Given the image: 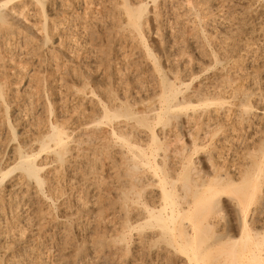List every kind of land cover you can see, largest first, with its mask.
Returning a JSON list of instances; mask_svg holds the SVG:
<instances>
[{
  "label": "rangeland",
  "instance_id": "374dc122",
  "mask_svg": "<svg viewBox=\"0 0 264 264\" xmlns=\"http://www.w3.org/2000/svg\"><path fill=\"white\" fill-rule=\"evenodd\" d=\"M0 1H2V0H0ZM4 1V0H3ZM2 1V2H3ZM6 1V0H5ZM143 1H146V0H143ZM189 2L188 3H186L187 4V6L189 7H191V11L192 10H194V11H192L193 12V14H189V15H187V16H185V17H187V19H188V17H189V19H190V22L191 21H194V24H195V31L196 32H198V33H196V34H194V33H191V34H189V36H190V38L192 37V38H194V37H196L195 39L197 40L196 41V43H197V46H201V48L203 49L204 48V50H206L209 54H214V55H212V56H215L214 57V59H213V57H211L212 59H211V61L208 63H203V65L201 66V69H196V70H193V72L194 71H196L195 73H193V72H191L192 71V69H189L188 71H189V75H188V77H186L185 78V80H186V82H185V80H184V82L187 84L188 83V85H186V84H184V86H185V88H184V86H183V84H181V89H179L180 91L181 90H183L184 92H188L189 90H192V89H194L196 86H197V83H199V81L206 75V76H210V75H212L213 74V72L217 69V70H221V69H224L225 71L227 70V68H229L231 65H232V62H233V60H235V59H237L235 56H237L236 55V53L239 51V49L240 50H242L244 47L245 48H247L248 46L247 45H250V38L248 37V34L246 35V32H244V31H239V30H237V31H235V25H233L232 27H230V29L229 30H220L219 31V29H213L212 31H214L213 32V34H211V32L212 31H208L207 30V27H208V22L210 23V22H212V24H214V25H212V26H218L222 21L221 20H223L222 18H223V15H225V14H227L228 16L230 15V14H232V12L233 13H235V12H237V11H240V9H243V10H241L240 12L245 16V18L248 20V21H260V20H262L263 22H264V0H234V1H236V2H234V1H232V0H227V2L225 1H223V0H215L214 2H213V5H211V7H212V13H210L213 17H210L211 19L210 20H207L206 18H204L203 20H202V17H201V14L202 13H200V11H198V7L197 6H195V5H197V0H188ZM190 1H192V3L190 2ZM196 1V2H195ZM218 1H220L219 3H217ZM246 1V2H245ZM63 2L65 3V10L64 11H62L60 14H59V16L57 17L56 16V18H55V16H53L48 10H47V8L46 7H44V9H43V17H44V19H45V22L46 23H50L51 22V20H53V19H60L61 18V20H62V22L64 21V24L63 25H66V24H68V26L65 28V30L64 31H62L61 33H56V34H54L53 36H48V38L46 39V40H44V36H43V34H42V32L40 31V26H41V24H42V18L40 19L39 17H38V15H36V11H35V9L33 8V6L28 2V0H11L10 2H8L7 3V5H6V8H10L11 6H13L14 5V8L10 11V13H12V14H10V15H8L7 16V20H9L8 21V23H9V27H10V32H6V33H3V32H0V88H1V90H2V92H3V97H4V102H6V103H2V104H0V118L2 119V117L4 116V114H7V116H6V119L8 118V122H9V124H11V132H12V134L14 133V135L16 136V139L14 140V142H16L17 140L19 141V138H20V136H21V133L23 134H28L29 135V137L31 138V139H34L33 141H35V146L32 148L33 149V151H35L36 150V148L39 146L38 144L40 143V139H43L44 138V136L47 134V133H49L50 132V129L49 128H47L46 126H48V122H49V124H51V125H53L54 124V122H56L54 125L56 126V127H58L59 129H61L62 128V130L65 132L66 131V129H69V131H72V133L70 134L68 131V133L70 134V139H71V143L73 144L74 143V147L76 148V149H84V150H86L87 151V153H85V155H86V158H85V155H84V157H82V163H78L79 165H78V168L75 170V172L78 170V174H79V177H80V181H78V182H76L77 181V179L78 178H70L71 176H69L70 174H69V172H67L64 168H62L61 167V165H59V164H61V162H63V160L61 161H53L54 162V164H53V162H52V160H51V158H50V160H49V158L48 159H46L45 158V156H47L46 154H42V156H44V157H38V163L39 162H43V160H44V162L43 163H47L46 164V166H45V168H44V170H46V171H42V172H44L42 175H43V179L45 178V180H44V183L46 184V182H47V184H48V186H47V184L46 185H44V193L48 196V199H50V200H47L45 203L44 202H39L38 204H37V207H38V209L40 210V211H42L43 213L45 212V214H47V212H49V213H51V216L52 217H50V215H49V219L47 218V217H45V218H39L38 219V221H36V223H35V229H34V226L30 229L28 226H25L24 225V223H22V222H20V224H16V226L14 227V229L16 230L17 228L18 229H20V230H22V231H24V233H25V235L27 236V234L29 235V233H33V241H34V243H36L37 244V242H39V241H41V240H43L44 239V235L48 232L49 234L50 233H52V229L54 230V228L55 227H53V228H51V225H53V224H51L50 225V222H48V221H50V219H52V220H54V221H65L64 222V224L65 225H69V229H71L70 230V232L72 233V235H73V238H74V240H75V242L76 243H79V244H81V243H83V242H87L86 241V238L83 236V234H81L80 235V232H75L74 230H73V228L72 227H70V226H72V223H73V221L71 220V219H74L75 218V216H73V215H76V214H74L73 213V210H75V208L77 207V205L78 204H80L79 202H83L82 204H85L86 205V203L88 204L89 202H91V200H92V198H93V196H92V194H93V192L94 191H96L97 190V192H99V193H101L100 194V196L101 197H103V199H107V200H109V199H112V206L114 207V205H115V207H114V209H115V215L113 214V217H112V212H111V210H109V209H107L106 211H105V213L103 214V217H104V221H106V222H109L110 223V221H112V223L114 224V226H113V228H117V229H115L114 231H110V230H108L109 231V234L111 233V235L112 236H114L115 235V240H116V242L117 243H120V241L121 242H124V243H127V244H129V245H127L128 246V248H131L132 247V245L131 244H133L132 242H133V235H135L136 233H137V231H144L143 233H145L146 231H148V230H150L151 229V227L152 226H154L153 224H155V220L154 219H156L155 218V214H153V215H151V216H149L148 215V212H143V211H146V209H151L152 210V208H153V212H155V213H160V204H161V202L160 201H158V200H155V201H153V199H152V201H151V199H150V197H149V195H147L148 193L147 192H150L151 190H154L155 189V187H157L158 188V185H157V177H159V176H162L163 178H165V184L166 185H168L167 187L168 188H172L173 189V191H174V196H175V201H176V203H177V205H179V207L182 205V201H183V198H182V200H180L181 199V197H182V193H183V191H182V189L185 191V187H184V185L185 184H188L187 183V180H188V182H190L191 183V175H192V178L193 177H195L197 174H195L194 172L196 171H199L200 169H201V172H200V175L202 174V175H204V179H202V181L205 183L204 184V186H203V190H201L200 192H199V201L197 202V205L196 206H199V205H201L200 206V208L199 209H197V207H196V210L197 211H199L200 212V216H198L199 214V212L197 213V211L196 210H194V212H196L197 214V219H196V217H195V220H201L202 218H203V220L205 221V220H207V221H210V219H211V221H210V224H211V226H210V229L208 228V232L206 231V233L207 234H205V237H204V235H203V237L201 238V240L199 241V244H204V243H206L208 240H211L215 235L214 234H223V233H225V234H227V235H233L234 236V234H235V236H239V237H241V238H245V237H248V238H252V239H257L256 237H258L259 238V236L261 237V236H263L264 235V217H262V216H259V213H260V215H261V210L263 209V207H264V178H263V176H264V167H263V165H264V157H262L261 155V151L259 150L260 149V146H262L263 145V142H264V132H258V131H256V129L257 128H255V125H256V123L254 122L252 125H251V123L252 122H250L249 123V125L247 124V126H246V124L245 123H241V124H239V122H238V124H237V121L235 122V121H231V120H228V122H224L223 123V121H221V122H216V123H219V124H216L215 122L214 123H211V124H213V126H211V124L209 123V126H208V124L206 125V127H205V125L204 126H200V127H197V129L196 128H192L191 127V129L190 130H193V131H198L197 133L195 132V134H194V132H193V134H194V136L196 137L195 139L196 140H194V143L191 145V144H189L188 142H189V140H188V137H187V133L189 132V131H187L188 130V128H187V130L185 131V132H187L186 134H182V137L177 141L178 143H179V145H178V143H175L176 141H171V140H169L168 138H159V148H158V151H157V155H156V159H155V165H156V168H157V166H158V169H157V171H156V175L153 173V170H152V166H150V165H142L141 163H139L136 159H137V157H136V155L135 154H132V156L130 157V153H134L133 151L131 152V150H129V149H126L125 147H123V142H122V138L123 139H125L127 142H129L130 144H131V142H133L132 143V145H138V146H140L141 145V147H143V145H144V140H138V137L135 135V131L136 132H138V131H141V129H143V128H141V126L143 127L144 125L142 124V125H140L136 120V118L134 119V118H127V117H124L123 116V113H122V110L123 109H125V108H128V109H131L132 108V112L133 113H136V114H138V116H140L139 118H144L145 119V121H148V124L149 125H151V126H154L155 127V130H157L158 131V129L157 128H159V127H161L164 131H167V129L170 131V130H173V129H175V127H176V120L174 119V118H170V119H167V120H164V121H161L160 123H157L158 125H154L153 123H154V120L152 119V117L148 114H146V113H148L147 112V110H145L144 109V107H145V104H147V103H149L150 104V102H151V96H152V93H150L151 91L149 90V89H147V87L149 88L150 86H149V84H153V82L152 81H154V80H156V73H155V71L153 72V70H152V64H154V62H153V60H151L150 58V60L148 59V57H146V56H144L145 54L142 52L143 51V48H142V46L141 45H138V43H136L137 41L135 40V39H133L132 37V34L130 33V31L124 26V22L122 21V19L120 18V16H118V14H116L115 15V22H121V23H123L122 24V27H118L117 26V28H116V26L114 27V28H108V26H106L107 28H105L104 29V27L103 28H93L92 30H90L91 31V33L90 34H88V32L85 30V28H84V23H81L80 22V20H82V18L81 17H97V18H102L103 20H111L110 18V16H108V13L110 14L112 11H111V9H110V7H108L105 3H104V1L102 0H63ZM84 2V3H83ZM96 2H99L100 3V5L102 6H100L99 5V3H96ZM223 2H224V4H223ZM229 2V3H228ZM234 2V3H233ZM243 4H242V3ZM248 2H249V4H248ZM252 2V3H251ZM189 3H191V4H189ZM226 3H228L227 5H226ZM238 3H240V4H238ZM17 4V5H16ZM19 4V5H18ZM23 4V5H22ZM28 4V5H27ZM218 4H220V5H217ZM222 4V5H221ZM100 7H99V6ZM232 5V6H231ZM234 5V6H233ZM245 5V6H244ZM251 5V6H250ZM20 6L22 7V8H20ZM217 6V7H216ZM219 6H221V7H219ZM223 6V7H222ZM24 7V8H23ZM218 7H219V10H221V11H219L218 10ZM237 8L236 9V11H235V8ZM214 8V9H213ZM251 8V9H250ZM19 9V11L20 12H18L17 10ZM21 9V10H20ZM30 11H29V10ZM87 9V10H86ZM104 9V10H103ZM68 12H67V11ZM70 10V11H69ZM86 10V11H85ZM164 10V11H163ZM230 10V11H229ZM233 10V11H232ZM263 10V11H262ZM14 11V12H13ZM26 11V12H25ZM32 11V12H31ZM85 12V14H87V15H85L84 14V12ZM94 11H95V13H94ZM163 11V13H161L160 15H161V19H160V22H161V29H162V32L164 31L163 29H164V27L163 26H165L163 23L165 22H168V18H169V16H170V14L168 13V12H166L167 11V9H164V7L161 9V12ZM216 11V12H215ZM217 11H219V13H221V14H219ZM31 12V14H29ZM70 12H71V14H70ZM102 12H103V14H102ZM215 14H214V13ZM223 12V13H222ZM244 12V13H243ZM14 13V14H13ZM24 13V14H23ZM28 13V14H27ZM34 13H35V15H34ZM166 13H168V14H166ZM216 13H218V14H216ZM254 13V14H253ZM22 14V15H21ZM25 14H26V16L27 17H25ZM98 14V16H95V15H97ZM100 14H101V17H100ZM106 14V15H105ZM166 14V15H165ZM16 15V16H15ZM21 15V16H20ZM28 15H30L29 16V18H28ZM65 15V16H64ZM74 15V16H73ZM164 15V16H163ZM218 15V16H217ZM222 15V17H220ZM17 17L18 16V18H14V17ZM36 16L39 18H36ZM104 16H105V19H104ZM196 16V17H195ZM200 16V17H199ZM259 16V18H257ZM20 17V18H19ZM34 17V18H33ZM198 17H199V19H198ZM24 18V19H23ZM26 18V19H25ZM32 18H33V20H32ZM76 18H79V20H77ZM107 18V19H106ZM18 19V20H17ZM21 19H22V21H21ZM29 19V20H28ZM35 19H36V21H35ZM71 19H72V21H71ZM101 19V20H102ZM119 19V20H118ZM188 19V20H189ZM196 19V20H195ZM201 19V20H200ZM215 19V20H214ZM217 19V20H216ZM219 19H220V21H219ZM251 19V20H250ZM258 19V20H257ZM68 20H70V21H68ZM24 21V22H23ZM198 21V22H197ZM15 22H17V23H15ZM74 22H75V24H74ZM197 22V23H196ZM26 24V26H25V24ZM38 23H40V24H38ZM71 23V24H70ZM79 23H81V24H79ZM118 23V24H119ZM121 23H120V25H121ZM208 24L207 26H206V28H205V24ZM216 23V24H215ZM23 26L22 28H21V25ZM70 24V25H69ZM72 24H74V26L72 25ZM145 24V23H144ZM152 23L150 22V21H146V25H144L145 27H144V33H143V40H145V44H146V46L147 47H149V49H151L152 51H151V53H152V55H153V59L158 63L157 65L159 66V68L161 69V70H163V71H165V72H168V71H172L173 73H174V71H175V74H177V75H179L180 73H181V71H182V68L184 67V65L185 66H188L187 64H185L186 62H188V60H192V57H194L195 56V54H196V50H194V47H191V49H193V51H188V50H190V47H188V42L187 43H183V44H181V49H182V51H181V49L178 47H176V46H172V45H169L168 47H172V49H170L169 50V48L167 47L166 48V50H168L167 52H166V50H162L158 45H156V42H155V40H154V37H153V32H151L153 29H152V25H151ZM211 24V23H210ZM231 24H233V23H231ZM17 25V26H16ZM27 25H29V26H27ZM79 25V26H78ZM31 26V27H30ZM82 26V27H81ZM202 26V27H201ZM30 27V28H29ZM33 27V28H32ZM35 27V28H34ZM68 27H69V29H68ZM72 27V28H71ZM77 29H76V28ZM150 27V28H149ZM39 28V29H38ZM74 28V29H73ZM82 28V29H81ZM146 28V29H145ZM234 28V29H233ZM78 29H81L80 31H81V33L79 32V30ZM124 29V30H123ZM233 29V30H232ZM238 29V28H237ZM25 30H27V31H25ZM32 30H33V32H32ZM71 30V31H70ZM86 32H85V31ZM98 30V31H97ZM110 30V31H109ZM112 30V31H111ZM116 30V31H115ZM118 30V31H117ZM147 30V31H146ZM149 30V31H148ZM201 32H200V31ZM206 30H207V34H206ZM216 30H217V32H216ZM31 31V32H30ZM74 31H76V32H74ZM99 31H101V33L99 32ZM120 31L122 32V33H120ZM127 31H129V32H127ZM225 31V32H224ZM230 31V32H229ZM38 32V33H37ZM126 32V33H125ZM147 32V33H146ZM149 32H150V34H149ZM216 32V33H215ZM232 32H233V34H232ZM237 32V33H236ZM36 33V34H35ZM63 33V34H62ZM70 34V35H68V34ZM80 33V34H79ZM120 33V34H119ZM124 33V34H123ZM128 33V34H127ZM209 33V34H208ZM226 33V34H225ZM229 33V34H228ZM242 33V34H241ZM38 34V35H37ZM40 34H41V36H40ZM73 34H74V36H73ZM83 34H85V35H83ZM102 34V35H101ZM117 34V35H116ZM201 34V35H200ZM210 34H211V36H210ZM227 34H228V36H227ZM235 34V35H234ZM241 34V35H240ZM6 35V36H5ZM36 35H37V37H36ZM72 35V36H71ZM93 35V36H92ZM128 35V36H127ZM151 35V36H150ZM198 35H200V36H198ZM203 35H204V38H203ZM219 36L220 35V38L221 39H223L224 38V35H225V37L227 38L226 39V41H229V42H233L235 39L238 41V38H239V41L237 42L236 40H235V42H233V46H232V50H233V52L232 51H230V54L228 53V55L226 56V61L225 60H223V62H221V60L219 59V56H218V48L216 47V39H220L219 37L218 38H215L216 36ZM233 35V36H232ZM11 38H10V37ZM84 36H86V37H84ZM89 36H90V38H89ZM130 36V37H129ZM149 38H148V37ZM194 36V37H193ZM239 36V37H238ZM245 38H244V37ZM62 37V38H61ZM73 37V38H72ZM83 37V38H82ZM125 37H127V38H125ZM198 37V38H197ZM211 39H213V40H211V41H213V42H211V41H209L210 40V38ZM214 37V38H213ZM230 37H232L233 39H231ZM247 37V38H246ZM75 38V39H74ZM82 38V39H81ZM93 38V39H92ZM96 38V39H95ZM148 38V39H147ZM152 38V39H151ZM230 40H229V39ZM6 39H8V40H6ZM17 39V40H16ZM70 39V40H69ZM72 39V40H71ZM84 39V40H83ZM87 39V40H86ZM95 39V40H94ZM124 39H125V41H124ZM130 39V40H129ZM205 39V40H204ZM215 39V40H214ZM11 40V41H10ZM28 40V41H27ZM39 40V41H38ZM49 42H48V41ZM62 40H63V43H62ZM65 40V41H64ZM82 40V41H81ZM86 40V41H85ZM93 40V41H92ZM135 40V41H134ZM13 41V42H12ZM32 41V42H31ZM39 43H38V42ZM41 41V42H40ZM56 41V42H55ZM73 41V43L74 44H76V46L74 45V44H72L71 42ZM87 41H88V43H87ZM108 41H111V47H110V51H109V54H108V58H106V59H102V57H100L101 55H102V52H103V50H106V46H107V42ZM130 41V42H129ZM154 43H152V42ZM208 41V42H207ZM22 42V43H21ZM25 42V43H24ZM58 42V43H57ZM61 42V43H60ZM71 43V44H68V43ZM76 42V43H75ZM152 44H151V43ZM199 42V43H198ZM215 42V43H214ZM237 42V43H236ZM247 42V43H246ZM262 42H264V39L260 42L262 45L264 44V43H262ZM17 43H19V44H17ZM37 43V44H36ZM53 43V44H52ZM92 45H91V44ZM133 43V44H132ZM149 43V44H148ZM241 45H240V44ZM249 43V44H248ZM30 44V45H29ZM48 44V45H47ZM60 46H59V45ZM62 44V45H61ZM66 44V45H65ZM67 44H68V47H67ZM85 44V45H84ZM151 44V45H150ZM237 44H239V45H237ZM7 45V46H6ZM12 45V46H11ZM16 45H18V47L16 46ZM25 45H26V48L24 49V47H25ZM33 45V46H32ZM35 45V46H34ZM47 45V46H46ZM50 45V46H49ZM56 45V46H55ZM71 45V46H70ZM74 45V46H73ZM91 45V46H90ZM94 45H95V47H94ZM184 45H185V47H184ZM261 45V47L262 48H264V45L262 46ZM54 46V47H53ZM59 46V47H58ZM84 46H86V49H85V47ZM104 46V47H103ZM116 46V47H115ZM134 46V47H133ZM237 46H239V47H237ZM244 46V47H243ZM6 47H7V49H6ZM12 47V48H11ZM21 47V48H20ZM23 47V48H22ZM50 47V48H49ZM56 47H57V49H56ZM66 47V48H65ZM80 47H82V48H80ZM90 47V48H89ZM94 47V48H93ZM97 47V48H96ZM99 47V48H98ZM207 47H208V49H207ZM233 47H234V49H233ZM240 47H242V48H240ZM5 48V49H4ZM17 48H18V52H22V51H24V52H22V54H17L18 52H16V50H17ZM33 48H35V49H33ZM38 48V49H37ZM65 48V49H64ZM97 50H96V49ZM120 50H119V49ZM128 48H129V50H128ZM141 48V49H140ZM156 50H155V49ZM184 48V49H183ZM217 48V49H216ZM14 51H13V50ZM24 49V50H23ZM80 49V50H79ZM92 49V50H91ZM99 49H100V51H99ZM174 49L176 50V51H174ZM187 49V50H186ZM215 49V50H214ZM238 49V50H237ZM2 50V51H1ZM4 50V51H3ZM8 50H10V51H8ZM21 50V51H20ZM28 50V51H27ZM84 50H87V51H84ZM132 50V51H131ZM137 50V51H136ZM210 52H209V51ZM212 50V51H211ZM217 50V51H216ZM26 51V52H25ZM31 51V53H30V55H29V52ZM34 51V52H33ZM98 51V52H97ZM118 51V52H117ZM128 51V52H127ZM165 51V52H164ZM179 51V52H178ZM5 52V53H4ZM7 52H10V53H7ZM16 55H14L13 53ZM55 52V53H54ZM64 53V55H63V53ZM93 52V53H92ZM110 52H112V53H110ZM120 52V53H119ZM127 52V53H126ZM141 53V55H140V53ZM153 52H155V53H153ZM173 53V54H171V53ZM181 52V53H180ZM184 52H185V56H184ZM187 52V53H186ZM233 53V55H231L232 53ZM27 53V54H26ZM76 53V54H75ZM118 54V57L120 56V59H118V57H116L117 55H115V54ZM137 53V54H136ZM159 55H158V54ZM170 53V54H169ZM180 53V54H179ZM192 53V55H190ZM3 54H4V56H6V57H4L3 56ZM8 54V55H7ZM26 54V56H24ZM32 54V55H31ZM47 54V55H46ZM126 54V55H125ZM144 54V55H143ZM175 54V55H174ZM190 56H189V55ZM10 55V56H9ZM12 55V56H11ZM42 55H44V56H42ZM74 55V57H72ZM86 55V56H85ZM100 55V56H99ZM112 55V56H111ZM124 55V56H123ZM132 55H137V57L136 56H132ZM157 57H159V58H157ZM162 55V56H161ZM171 55V56H170ZM176 57L175 58V60L177 59V61H174V57ZM178 55H181V56H178ZM189 57H188V56ZM14 56H15V58H14ZM59 56H60V58H59ZM68 56V57H67ZM93 56V57H92ZM122 56H123V60H122ZM234 56V57H233ZM20 57V58H19ZM27 57H29L27 60H26V58ZM38 57V58H37ZM91 57V58H90ZM95 57V58H94ZM114 57V58H113ZM133 57V58H132ZM135 57V58H134ZM139 57V58H138ZM146 57V58H145ZM168 59H170V61L172 62V60L174 61V62H172V64L170 63V61H168V60H166L167 58ZM187 57V58H186ZM232 57H233V59H232ZM3 58V59H2ZM5 58H7L6 60H5ZM23 58H25V59H23ZM32 58L33 59H37V62H35V60L33 61L32 60ZM41 59V61H39L40 59ZM44 58V59H43ZM51 58V59H50ZM65 58V59H64ZM111 58H113V60L111 59ZM116 58H117V60H116ZM145 58V59H144ZM231 58V60H229ZM13 59V60H12ZM66 59H68V60H66ZM98 59V60H97ZM159 59V60H158ZM162 59H164L163 60V62H162ZM181 59V61H179ZM183 59H184V61H183ZM241 59H243V60H246V58L245 57H241ZM16 60V61H15ZM32 60V61H31ZM43 60V61H42ZM48 60V61H47ZM56 60V61H55ZM58 60V61H57ZM63 60V61H62ZM99 61L98 63H97V61ZM103 60V61H102ZM136 62H135V61ZM166 60V61H165ZM186 60V61H185ZM214 60H216L217 62L218 61H220V62H218V63H220V64H215L214 65V63H217L216 61H214ZM229 60V61H228ZM38 61L40 62V63H38ZM47 61V62H46ZM54 61V62H53ZM68 61V62H67ZM109 61V62H108ZM114 63H113V62ZM152 61V62H151ZM168 61V62H167ZM183 61V62H182ZM232 61V62H231ZM7 64H6V63ZM13 64H12V63ZM53 62V64H51ZM64 63V65H62V63ZM104 62H106V63H104ZM142 62V63H141ZM149 62V63H148ZM151 62V63H150ZM165 62V63H164ZM177 62V63H176ZM214 62V63H213ZM5 63V64H4ZM95 63H97V64H95ZM108 63H112L110 66H109V64ZM120 63V64H119ZM131 63H134L133 65L131 64ZM148 63V64H147ZM163 63L165 64L164 66H163ZM180 63H182L181 64V69L179 68V66H180ZM212 63V64H211ZM227 63V64H226ZM17 64V65H16ZM103 64V65H102ZM116 64V67L114 66ZM138 64H139V66H138ZM148 66H147V65ZM174 64V65H173ZM205 64V65H204ZM222 64V65H221ZM230 64V65H229ZM13 65V66H12ZM43 65V66H42ZM48 65V66H47ZM53 65H55V67H57V68H55ZM60 65H62V66H60ZM128 65V66H127ZM138 66L139 67V69H138V67H136V66ZM149 65H151V66H149ZM162 65V66H161ZM177 67H176V66ZM183 65V66H182ZM212 66V69L209 67V66ZM213 65H214V68H213ZM3 66V67H2ZM8 66H9V68H8ZM38 66H40V68L38 67ZM47 66V67H46ZM68 66H69V68H68ZM128 68H127V67ZM133 68H132V67ZM172 66H174L175 68V70H173V67ZM206 68H205V67ZM208 66V67H207ZM7 67V68H6ZM46 67V68H45ZM62 67V69L63 70H66L67 68V70H66V72H64L62 69H60ZM64 67V68H63ZM67 67V68H66ZM73 67V68H72ZM98 67V68H97ZM112 68V69H110V68ZM130 67V68H129ZM136 69H135V68ZM225 67V68H224ZM18 68V69H17ZM44 68V69H43ZM52 68V69H51ZM66 68V69H65ZM123 68V69H122ZM146 68H147V70H146ZM170 68V69H169ZM204 70H203V69ZM264 67H255V68H253V69H251V68H248L247 67V69H249V70H246V73H247V76H249L250 74H263L264 73V69H263ZM2 69V70H1ZM6 69V70H5ZM21 69V70H20ZM41 69V70H40ZM78 69V70H77ZM130 71H129V70ZM133 69V70H132ZM144 69H145V71H146V73H144L145 71H144ZM169 69V70H168ZM214 69V70H213ZM5 70V71H4ZM17 70H18V72H19V74H18V72H17ZM20 70V71H19ZM50 70V71H49ZM106 70V71H105ZM118 70H119V73H118V75L116 74L117 72H118ZM121 70L123 71V72H121ZM128 70V71H127ZM177 70V71H176ZM181 70V71H180ZM201 70H203L202 71V74H201ZM206 70V71H205ZM208 70V71H207ZM252 70H253V72H252ZM4 71V72H3ZM7 71V72H6ZM24 71V72H23ZM52 71V72H51ZM74 71V72H73ZM97 71V72H96ZM103 71V72H102ZM117 71V72H116ZM124 71H125V73H127V74H125L124 73ZM132 71H134V72H132ZM138 71V72H137ZM180 71V72H179ZM249 71V72H248ZM251 71V72H250ZM2 72V73H1ZM21 72H23V73H21ZM50 72V73H49ZM57 72V73H56ZM59 72V73H58ZM68 72V73H67ZM91 72V73H90ZM96 72V73H95ZM115 72V73H114ZM129 72V73H128ZM137 72V73H136ZM140 72V73H139ZM171 72V73H172ZM210 72V73H209ZM262 72V73H261ZM4 73H5V75H4ZM12 74V75H10V74ZM15 73H17V74H15ZM21 73V74H20ZM34 73L36 74V75H34ZM76 73V74H75ZM122 73V74H121ZM134 73V74H133ZM149 73V74H148ZM153 73H155V74H153ZM209 75H208V74ZM3 74V75H2ZM32 74V75H31ZM43 74V75H42ZM54 74V75H53ZM57 74H58V76H57ZM71 74H73V75H71ZM75 74V75H74ZM88 74V75H87ZM112 74V75H111ZM138 74V75H137ZM191 74V75H190ZM29 75V76H28ZM34 75V76H33ZM47 75V76H46ZM56 75V76H55ZM64 75V76H63ZM67 75V76H66ZM68 75H70L69 77V80H68ZM78 75H79V77H78ZM87 75V76H86ZM99 75V76H98ZM114 75H116V76H114ZM132 78V79H134V80H132L129 76ZM140 75V76H139ZM143 75H145V76H143ZM154 75V76H153ZM196 75H198V77H196ZM19 76V77H18ZM25 76V77H24ZM74 76V77H73ZM106 76V77H105ZM114 76V77H113ZM118 76V77H117ZM120 76V77H119ZM192 76V77H191ZM195 76V77H194ZM8 77V78H7ZM21 77H23V78H21ZM27 77H29V78H27ZM62 77V78H61ZM63 77H64V79H63ZM65 77H67L66 79H65ZM73 77V78H72ZM153 77H155V78H153ZM170 78H171V74H170V76H169ZM201 79H200V78ZM255 77V76H254ZM6 78V79H5ZM13 78V79H12ZM20 78V79H19ZM25 78H27V79H25ZM37 78V79H36ZM61 80H59V79ZM103 78V79H102ZM119 78L121 79V80H119ZM123 78V79H122ZM145 78V79H144ZM149 78V79H148ZM239 78V77H238ZM237 77H234V78H232L233 80H234V82H233V84H235V86L236 87H238V85H242V87H243V89H249L248 91H250V89H251V87L252 86H254L252 83V86H251V84H249V83H247L246 82V80L245 79H243V78H241L240 77V79H238ZM257 78V77H256ZM43 79V80H42ZM62 79H63V81H62ZM80 79V80H79ZM106 79V82L104 81ZM188 79V80H187ZM191 79H192V82H191ZM11 80V81H10ZM51 82H50V81ZM57 80H58V82H57ZM77 80V81H76ZM110 80V83L108 82ZM124 80V81H123ZM147 80V81H146ZM149 80V81H148ZM190 80V81H189ZM199 80V81H198ZM205 80V79H204ZM207 80V79H206ZM233 80H231L230 81V83L233 81ZM14 81V82H13ZM21 81V82H20ZM30 81V82H29ZM32 81V82H31ZM35 81V82H34ZM65 81V82H64ZM123 81V82H122ZM132 81H134V82H132ZM136 81H137V83H136ZM188 81V82H187ZM196 81V82H195ZM237 81H238V83L239 82H241V83H239V84H237ZM244 81V82H243ZM261 81V79L259 78V81H258V83H256V85L257 86H259V87H261V88H259L258 87V92L260 91L261 92V95L263 96V98H264V87H263V83L262 82H260ZM3 82V83H2ZM6 82V83H5ZM10 82V83H9ZM17 82V83H16ZM28 82H29V84H28ZM62 84H61V83ZM107 82H108V84H107ZM113 82H115V84H113ZM122 82V83H121ZM144 82V83H143ZM190 82V83H189ZM194 82V83H193ZM2 83V84H1ZM7 83L9 84V85H7ZM19 83V84H18ZM57 83H59V85L57 84ZM101 83H102V85H101ZM104 83V84H103ZM127 83V84H126ZM129 83V84H128ZM134 83V84H133ZM149 83V84H148ZM196 83V84H195ZM262 83V84H261ZM6 86H5V85ZM12 84V85H11ZM30 84H31V86H30ZM48 84H49V86H48ZM50 84H57V86L55 85V86H53V85H50ZM65 84V85H64ZM80 84V85H79ZM83 84V85H82ZM106 84V85H105ZM114 86H113V85ZM118 84H119V87H118ZM124 84V85H123ZM131 84V85H130ZM136 84V85H135ZM138 84V85H137ZM151 84V85H152ZM232 84V83H231ZM230 84V85H231ZM231 85V87H233L234 85ZM26 85V86H25ZM29 87H28V86ZM64 85V87H62V86ZM79 85V86H78ZM117 85V86H116ZM124 87H123V86ZM128 85H129V87H128ZM193 85V86H192ZM196 85V86H195ZM46 86V87H45ZM104 86H106V87H104ZM138 86V87H137ZM190 86H191V88H190ZM234 86V87H235ZM5 87H6V89H8V90H6L5 89ZM11 87V88H10ZM14 87V88H13ZM31 87V88H30ZM32 87H34V88H32ZM43 87H44V89H43ZM114 87V88H113ZM121 87H123L122 89H121ZM128 87V88H127ZM133 87H134V89L136 90V93L134 92H132V94H131V91L133 90V91H135L134 89H133ZM137 87V88H136ZM146 87V88H145ZM194 87V88H193ZM250 87V88H249ZM263 87V88H262ZM25 88V89H24ZM29 88V89H28ZM41 88V89H40ZM59 88V89H58ZM72 88H73V90H72ZM76 88V89H75ZM89 88V89H88ZM6 91H5V90ZM14 89V90H13ZM31 89V90H30ZM34 89V90H33ZM52 89V90H51ZM64 89V90H63ZM68 89V90H67ZM87 89V90H86ZM116 89V90H115ZM144 89V90H143ZM261 89H262V91H261ZM24 90H25V93H23L24 92ZM33 90V91H32ZM60 90H62V91H60ZM86 90V91H85ZM89 90V91H88ZM113 90V91H112ZM118 90H120V91H118ZM186 90V91H185ZM10 91V92H9ZM26 91H27V93H26ZM60 93H59V92ZM67 91H69V92H67ZM74 91H76V92H74ZM102 91V92H101ZM112 91V92H111ZM145 91V92H144ZM148 91V93H146ZM70 92H71V94H70ZM73 92V93H72ZM143 92H144V94H143ZM238 91H236L235 93L233 92V94L231 95V96H229V100H227V98H228V96H227V94H225V96H224V94H221V95H223V96H220V95H214V97H213V99H214V101H213V99H212V96L213 95H210V96H207V100L209 101H211V102H213V104H215L214 105V108H216L218 111H220V110H224V108L225 109H228L229 107H231V108H233V106H234V103L233 102H238L237 100H238V98H239V93H237ZM259 92V93H260ZM10 93V94H9ZM23 93V94H22ZM37 94V95H35V94ZM86 93V94H85ZM87 93H89L88 95H87ZM94 95H93V94ZM121 93H122V96H120L121 95ZM123 93H125V94H123ZM142 93V94H141ZM33 94H34V97H32L33 96ZM38 94H40V95H38ZM42 94V95H41ZM57 94V95H56ZM69 94V95H68ZM84 94V95H83ZM118 94H120V95H118ZM141 94V95H140ZM148 94H151V95H148ZM235 94V95H234ZM30 95H31V97H30ZM60 95H61V97H60ZM64 95V96H63ZM70 95L72 96V97H70ZM79 95V96H78ZM93 95V96H92ZM99 95V96H98ZM105 95H106V98H107V100H108V102H107V100L105 99ZM111 96V97H109V96ZM115 95V96H114ZM132 95V96H131ZM146 95L147 96H150V97H146ZM235 96V98H234V96ZM9 96V97H8ZM13 96V97H12ZM41 96V97H40ZM57 96V97H56ZM102 98H101V97ZM129 96V97H128ZM142 96V97H141ZM220 96V97H219ZM11 97V98H10ZM30 97V98H29ZM51 97V98H50ZM60 99H59V98ZM87 97H90V98H87ZM97 97V99L99 100V102L101 101L104 105L106 104V106H109V107H111L112 106V102H113V105H115V119H110V118H108V119H105V117H103L102 118V114L101 113H98V111L97 110H91L92 108H93V105H94V103H95V101L97 100V99H95V98ZM126 97V98H125ZM153 97V96H152ZM210 97V98H209ZM221 97H222V99H221ZM225 97H226V99H225ZM94 98V99H93ZM124 98V99H123ZM134 98V99H133ZM135 98H137L138 100L136 101V99ZM209 98V99H208ZM224 98V99H223ZM232 98V99H231ZM27 99H28V101H27ZM39 99V100H38ZM53 99V100H52ZM79 99V100H78ZM91 99V100H90ZM102 99V100H101ZM121 99V100H120ZM131 99H132V102H130L131 101ZM140 99V100H139ZM9 102H8V101ZM33 100V101H32ZM59 100V101H58ZM63 100V101H62ZM71 100H72V103L69 105V102H71ZM84 102H83V101ZM88 100V101H87ZM95 100V101H94ZM105 100V101H104ZM110 100H112V101H110ZM123 100H125L126 102H124ZM130 100V101H129ZM134 100V101H133ZM145 100H147L146 102H145ZM203 100H205V101H207L206 99H203ZM220 100V101H219ZM227 100V101H226ZM247 100V101H246ZM246 100H245V104L247 103V110L248 109H250V108H252V109H254L255 108V106L256 105H258L253 99L251 100V98L250 97H248V98H246ZM40 101L42 102L41 104H40ZM46 101V102H45ZM56 101V102H55ZM58 101V102H57ZM75 101H76V103H75ZM81 101V102H80ZM92 101V102H91ZM104 101V102H103ZM117 101V102H116ZM119 101V102H118ZM150 101V102H149ZM215 101H217V102H215ZM221 101H222V103H221ZM230 101V102H229ZM33 103L32 105L30 104V103ZM48 102V103H47ZM82 103V105H80V103ZM87 102V103H86ZM127 102H128V104H127ZM139 102H140V104H139ZM144 102V103H143ZM47 103V104H46ZM86 103V104H85ZM93 103V104H92ZM109 103V104H108ZM134 103H135V105H134ZM138 103V104H137ZM216 103L218 104V105H216ZM229 105H228V104ZM22 104V105H21ZM40 104V105H39ZM58 104V105H57ZM61 104V105H60ZM65 104V105H64ZM75 104H76V106H75ZM92 104V105H91ZM123 104H126V105H123ZM132 104H133V106H132ZM256 104V105H255ZM25 105V106H24ZM29 105H30V107L31 106H33L32 108H29ZM42 105V106H41ZM49 105V106H48ZM80 105V106H79ZM120 105V106H119ZM212 105V104H211ZM221 105V106H220ZM225 105H226V107H225ZM232 105V106H231ZM24 106V107H23ZM41 106V107H40ZM65 106V107H64ZM73 106H75V108L73 107ZM88 106H89V108H88ZM125 106V107H124ZM143 106V107H142ZM218 106V107H217ZM224 106V107H223ZM228 106V107H227ZM252 106V107H251ZM5 107H7V109L5 108ZM45 107H47V108H45ZM70 107V108H69ZM78 107V110L76 109ZM85 107H87V110L85 109ZM92 107V108H91ZM119 107V108H118ZM124 107V108H123ZM137 107V108H136ZM141 107V108H140ZM212 107H213V105H212ZM254 107V108H253ZM3 108H5L6 109V111H5V109H3ZM17 108V109H16ZM28 108V109H27ZM35 108V109H34ZM74 108V109H73ZM135 108L137 109V110H135ZM222 108V109H221ZM3 109V110H2ZM31 109V110H30ZM42 109H44L43 111H42ZM57 109V110H56ZM64 109V110H63ZM74 111H73V110ZM89 109V110H88ZM118 109H121V112L120 111H118ZM138 109H140V111L138 110ZM25 110V111H24ZM47 110H49V112L47 111ZM71 112H70V111ZM82 110V111H81ZM145 112H144V111ZM2 111H4V112H2ZM45 111V112H44ZM64 113H62V112ZM76 111V112H75ZM85 111V112H84ZM87 111H92V116L91 115H88L89 114V112L87 113ZM141 111H142V114H140L141 113ZM1 112H2V114H1ZM28 112H30V114L28 113ZM44 112V113H43ZM83 112V113H82ZM119 112V113H118ZM144 112V113H143ZM47 113H48V115H47ZM56 113V114H55ZM68 113V114H67ZM73 113V114H72ZM76 113V114H75ZM84 113H85V115L87 116H85L84 115ZM234 113V112H233ZM233 113H232V115L231 116H233ZM16 114V115H15ZM21 114V115H20ZM46 114V115H45ZM74 114H75V116L77 117H74ZM98 116H97V115ZM99 114H101L100 116H99ZM27 115V116H26ZM43 115V116H42ZM53 115V116H52ZM56 115V116H55ZM61 115V116H60ZM68 115V116H67ZM81 117H80V116ZM96 116V117H98V118H94L93 116ZM145 115H147L148 116V118H147V116H145ZM18 116V117H17ZM23 116V117H22ZM48 116H49V118H48ZM52 118H51V117ZM58 116V117H57ZM118 116V117H117ZM150 116V117H149ZM17 117V118H16ZM73 117V118H72ZM117 117V118H116ZM20 118H23L22 120L20 119ZM29 118V119H28ZM47 118H48V121H47ZM68 118L70 119V120H68ZM77 120H76V119ZM91 118V120H89ZM100 118H102V119H100ZM125 120H124V119ZM1 119H0V132H1V130H2V133H0V171L2 172L3 170H4V168L6 169L7 167H8V165L11 167V165H13L14 166V164H15V161L13 160L14 158L11 156V153H10V150L8 149V146H9V142H10V140H9V138H10V136H11V134L10 133H8V131L5 129V127L4 126H2V123H1ZM26 119V120H25ZM39 119V120H38ZM43 119V120H42ZM57 119H59V120H57ZM74 119H75V121H74ZM89 121H88V120ZM96 119H97V121H96ZM110 119V120H109ZM123 119V120H122ZM20 120H21V122L23 123H21L20 122ZM36 120V121H35ZM68 120V121H67ZM79 120V121H78ZM82 120V121H81ZM87 120V121H86ZM106 120H108V121H106ZM115 122H114V121ZM128 120H130L129 122H128ZM133 120H134V122H136V123H133ZM24 121V122H23ZM36 122V125H35V122ZM42 121V122H41ZM45 121H46V123H45ZM61 121H63V122H61ZM65 121V122H64ZM77 121H78V123L80 122V124H78L77 123ZM84 121V122H83ZM92 122L93 123V125H92V123L91 124H85L86 122ZM94 121H95V123L96 122H99V124L97 123V124H95L94 123ZM110 121V122H109ZM227 121V120H226ZM17 122V123H16ZM20 122V123H19ZM67 122V123H66ZM74 122V123H73ZM101 122V123H100ZM103 122V123H102ZM121 122V123H120ZM127 122V123H126ZM131 122V123H130ZM236 123L237 125L236 126H238L239 125V127H237L236 128V126H234V124L233 123ZM15 123H16V125H15ZM44 123V124H43ZM60 123V126L58 125ZM63 123H64V125H63ZM69 123V124H68ZM115 123H117V125H115L114 126V124ZM124 124V127L125 128H123V124ZM151 123V124H150ZM168 123V124H167ZM223 123V127H222V125L221 124ZM19 124H21V126L19 125ZM33 124V125H32ZM47 124V125H46ZM67 124V125H66ZM84 125V127H83V125ZM104 124V126L102 127L101 125H103ZM118 124H120V127L118 126ZM122 124V125H121ZM132 124L134 125V127L132 126ZM170 124H172V125H170ZM215 124V125H214ZM228 124V125H227ZM231 124V125H230ZM13 125V126H12ZM32 125V126H31ZM77 125H79V126H77ZM81 125V126H80ZM86 125V126H85ZM89 125V126H88ZM106 125V126H105ZM114 126V127H116V126H118V127H116L115 128V137H112L111 135H109V134H102V136H101V133H99L98 134V136H93V135H91V134H94V133H92L93 132V130L95 129V130H97V131H103V130H109L110 128H114V127H112V126ZM125 125H127V126H125ZM139 125V126H138ZM173 125L175 126V127H173ZM220 125V126H219ZM228 127H227V126ZM62 126V127H61ZM67 126V127H66ZM69 126H71V127H69ZM133 127V129L131 130L130 129V127ZM34 127V128H33ZM40 127V128H39ZM45 127V128H44ZM64 127H66L65 129H64ZM79 129H78V128ZM89 127V128H88ZM93 127V128H92ZM105 127V128H104ZM137 127V128H136ZM202 127V128H201ZM204 127H205V129H207V130H205L204 129ZM225 127V128H224ZM246 127V128H245ZM251 127V128H250ZM24 128V129H23ZM29 128H30V130H29ZM39 128V129H38ZM43 128V129H42ZM71 128V129H70ZM73 128V129H72ZM77 128V130L78 131H76L75 129ZM81 128V129H80ZM83 128H86V129H83ZM120 128V129H119ZM124 130H123V129ZM127 128V129H126ZM173 128V129H172ZM210 128V129H209ZM216 128V129H215ZM254 129V130H251V129ZM45 129V130H44ZM88 129V130H87ZM93 129V130H92ZM119 129V130H118ZM205 130L207 133L205 134L202 130ZM212 129V130H211ZM225 129V130H224ZM230 129V130H229ZM236 131H235V130ZM248 129V130H247ZM25 132H24V131ZM42 130H44L45 132H43ZM91 130V131H90ZM118 132H117V131ZM123 130V132H121ZM126 130V131H125ZM127 130L128 131H130V133L129 132H127ZM135 130V131H134ZM210 130V131H209ZM6 131V132H5ZM31 131V132H30ZM39 131V132H38ZM48 131V132H47ZM76 131V132H75ZM85 131H89L87 134V139H89V138H91V140L89 141V140H87V139H85V138H83V136L84 137H86V133H84V135H83V133L81 134V132H85ZM119 131H120V133H124V135L123 134H120L119 133ZM134 131V132H133ZM236 133H235V132ZM264 131V130H263ZM34 132V133H33ZM47 132V133H46ZM74 132V133H73ZM79 134H78V133ZM127 132V133H126ZM168 132V131H167ZM200 132H201V134H200ZM231 132V133H230ZM6 133V134H5ZM31 133V134H30ZM36 133L38 134V135H36ZM46 133V134H45ZM77 135H76V134ZM119 133V134H118ZM219 133V134H218ZM222 133H224V134H222ZM234 133H235V135H234ZM253 133H254V135H257V137L255 138V136H253ZM257 133V134H256ZM73 134H75V136H73ZM129 134H131L130 136H128ZM200 134V135H199ZM233 134V135H232ZM250 134H252V137H253V139H252V137L250 136ZM261 134V135H260ZM20 135V136H19ZM31 135V136H30ZM40 135V136H39ZM79 135H81L80 137H79ZM83 135V136H82ZM89 135H91V137L89 136ZM101 137H100V136ZM104 135V136H103ZM205 135H207V138H206V136ZM225 135V136H224ZM227 135V136H226ZM241 135V136H240ZM248 135V136H247ZM34 136H35V138H34ZM38 137V139H36L37 137ZM78 136V137H77ZM109 136V137H108ZM129 138H128V137ZM132 136H133V138L134 139H132ZM202 136H203V138H202ZM220 136H222L221 138H220ZM233 136V137H232ZM244 136H245V138H244ZM261 136V137H260ZM7 137V138H6ZM18 137V138H17ZM43 137V138H42ZM73 137V138H72ZM97 137V138H96ZM120 137V138H119ZM199 137V138H198ZM207 139V141H206V139ZM219 137V138H218ZM251 137V138H250ZM3 138V139H2ZM5 138V139H4ZM76 138V139H75ZM78 138V139H77ZM81 138V139H80ZM93 138V139H92ZM104 138H106V139H103ZM114 138V139H113ZM137 139V141H136V139ZM183 138V139H182ZM209 138V139H208ZM225 138V139H224ZM233 138H235L236 140H234ZM239 138V139H238ZM242 138V139H241ZM246 140H244V139ZM250 140L251 139V141H252V143H251V141H249L248 139ZM263 138V139H262ZM73 139H74V141H73ZM95 139H97V141L95 140ZM108 139V140H107ZM117 139V140H116ZM120 139V140H119ZM166 139H167V141H166ZM201 139H205L204 141L203 140H201ZM238 139V140H237ZM38 140V142H36ZM93 140V141H92ZM94 140H95V142H94ZM115 140V141H114ZM118 140H119V142H118ZM161 140V141H160ZM165 140V141H164ZM188 140V141H187ZM231 140V141H230ZM240 140V142L241 141H243V143L241 142V144H240V142H238ZM9 141V142H8ZM17 141V142H18ZM87 141H89L88 142V144L89 145H87V144H85V143H87ZM143 141V142H142ZM186 141V142H185ZM198 141V142H197ZM201 141H203V143L201 142ZM206 141V142H205ZM218 141V142H217ZM225 141H230V142H225ZM235 141H236V143H235ZM245 141V142H244ZM259 141V142H258ZM3 142V143H2ZM76 142H80L81 144H79V143H76ZM84 142V143H83ZM107 142V143H106ZM110 142V143H109ZM114 142H115V144H114ZM120 142H122V143H120ZM138 143V144H136V143ZM164 142V143H163ZM170 142L171 143H174V144H170ZM182 142V143H181ZM199 142H201V143H199ZM213 142V143H212ZM216 142V143H215ZM7 143V144H6ZM38 143V144H37ZM100 144L99 146H98V144ZM102 143V144H101ZM106 143V144H105ZM113 143V144H112ZM117 143H119V144H117ZM140 143V144H139ZM143 143V144H142ZM171 145V146H168L169 144ZM195 143H196V146H197V144H199L198 146H197V148H196V146H195ZM215 143V144H214ZM218 143V144H217ZM262 145H261V144ZM5 144V145H4ZM78 145V147L80 146V148H78L77 147V145ZM94 144H95V146L96 147H94ZM110 144V145H109ZM201 144V145H200ZM212 144V145H211ZM223 144H227L226 146L227 147H225V145H223ZM238 144V145H237ZM245 144V145H244ZM247 144V145H246ZM249 144H251L250 146H249ZM7 145V147H5ZM38 145V146H37ZM84 145H85V147H84ZM113 147H112V146ZM165 145V146H164ZM184 145V146H183ZM211 145V146H210ZM216 145H218V147L216 146ZM235 145V147H233ZM119 146V147H118ZM166 146L168 147V148H166ZM182 146V147H181ZM249 146V147H248ZM257 146V147H256ZM3 147V148H2ZM91 147V148H90ZM101 147H103V148H101ZM108 147V148H107ZM117 147V148H116ZM120 147H122V148H120ZM144 147H145V145H144ZM165 147V148H164ZM185 147V149H182V148H184ZM188 147V148H187ZM203 147V148H202ZM214 147V148H213ZM238 147H239V149H238ZM245 147V148H244ZM35 148V149H34ZM95 148H96V150H95ZM100 148V149H99ZM110 148V149H109ZM191 148V149H190ZM196 148V149H195ZM89 149V150H88ZM95 151H94V150ZM97 149H99L98 151H97ZM114 149V150H113ZM117 149H118V151L119 150H122V151H117ZM174 149V151H172ZM176 149V150H175ZM215 149H217V151L215 152ZM225 149V150H224ZM243 149V150H242ZM247 149V150H246ZM250 149V150H249ZM255 149V151H253ZM5 150V151H4ZM108 150H110V151H108ZM115 150H116V152H115ZM123 150H124V152H123ZM128 150H129V152H128ZM184 150V151H183ZM211 150V151H210ZM227 150H229V151H227ZM241 151V154H239V152ZM257 150V151H256ZM6 151H8V152H6ZM93 151H94V153H93ZM101 151V152H100ZM163 151L165 152L164 154H163ZM203 151V152H202ZM214 151V152H213ZM233 152V153H231V152ZM238 151V152H237ZM246 151H248L249 153H247ZM90 152H91V155H90ZM103 152H104V154H103ZM109 152V153H108ZM112 152V153H111ZM114 152V153H113ZM161 154H160V153ZM180 152H183V153H181L180 154ZM205 152V153H204ZM212 152V153H211ZM227 153L226 155L224 154V153ZM245 152V153H244ZM253 152L255 153V154H253ZM258 152V153H257ZM100 153H102V154H100ZM116 153H118V154H116ZM129 153V154H128ZM194 153V154H193ZM203 153H204V155H203ZM210 153V154H209ZM247 153V155H245ZM252 153V154H251ZM7 154V155H6ZM98 154V155H97ZM119 154H122L123 156H121V155H119ZM174 154V155H173ZM178 154H180V155H178ZM201 154V155H200ZM220 154V155H219ZM235 154V155H234ZM244 154V155H243ZM250 154V155H249ZM261 154V155H260ZM2 155V156H1ZM110 155H112V156H110ZM116 155H118V156H116ZM158 155H160V156H158ZM162 155V156H161ZM175 156V159H174V157L173 156ZM219 155V156H218ZM224 155V156H223ZM229 155V156H228ZM256 155V156H255ZM259 155V156H258ZM8 156V157H7ZM90 156H92V157H90ZM96 156H99V157H96ZM102 156V157H101ZM121 156V157H120ZM128 156V157H127ZM135 156V157H134ZM181 156V157H180ZM204 156V157H203ZM205 156H206V158H205ZM217 156V157H216ZM223 156V157H222ZM227 158H226V157ZM233 156V161L234 162H232V159H231V157ZM234 156L236 157V159L234 158ZM251 156V157H250ZM8 159H7V158ZM110 157V158H109ZM211 157V158H210ZM213 157V158H212ZM215 157L217 158V160L215 159ZM254 157V158H253ZM10 158V159H9ZM43 158V159H42ZM85 158V159H84ZM118 159L119 158V160H115V159ZM122 158V159H121ZM181 158V159H180ZM230 158V160L228 161V159ZM245 159L244 161H242L241 159ZM258 158V159H257ZM3 159V160H2ZM46 159V160H45ZM87 159V160H86ZM93 159H95V161L93 160ZM96 159H97V162H96ZM103 159V160H102ZM111 159V160H110ZM134 160V161H131V160ZM160 160V162H159V160ZM209 159V160H208ZM211 159H214V160H211ZM218 159L220 160V164L218 163ZM222 159H223V161H222ZM235 159V160H234ZM237 159H240V161H238ZM48 160V161H47ZM114 160V161H113ZM180 160V161H179ZM201 160V162L203 161V165H201L200 163H199V161ZM249 160H251V162L249 161ZM4 161V162H3ZM6 161V162H5ZM8 161V162H7ZM12 161V162H11ZM111 161V162H110ZM113 161V162H112ZM174 161V162H173ZM175 161H176V163H175ZM197 161V162H196ZM217 161V162H216ZM248 161V162H247ZM263 163H262V162ZM14 162V163H13ZM89 162V163H88ZM99 162H101V163H99ZM105 164H104V163ZM114 162H116V163H114ZM127 163V165L126 164H124V163ZM175 163V166L173 165L172 166V164L173 163ZM215 162H216V165H215ZM222 162H224V163H222ZM239 162L241 163V165L243 166V167H241L240 168V164H239ZM248 163V164H246V163ZM250 162V163H249ZM260 162V163H259ZM3 163V164H2ZM58 165H57V164ZM98 163V164H97ZM107 163V164H106ZM122 163V164H121ZM130 163V164H129ZM132 163V164H131ZM135 163H137V164H135ZM194 163V164H193ZM207 163V164H206ZM231 163V164H230ZM245 164V165H243V164ZM252 163H254V165H252ZM262 163V164H261ZM6 164V166H4ZM49 164V165H48ZM86 164H88L89 165V167H88V165H86ZM103 164V165H102ZM110 164V165H109ZM119 164V165H118ZM121 164V165H120ZM141 164V165H140ZM197 164H199L198 166H197ZM223 164V165H222ZM237 164V165H236ZM49 166V168H48V166ZM52 167H51V166ZM56 165H57V167H56ZM81 165H83V167L81 166ZM97 165H98V167H97ZM105 165H107V166H105ZM111 166V167H109V166ZM115 165V167H113ZM134 165V166H133ZM137 165V166H136ZM194 165V166H193ZM207 167H206V166ZM208 165H209V167H208ZM211 165V166H210ZM213 165H215V166H213ZM219 165V166H218ZM240 165V166H239ZM12 166V167H13ZM84 166H85V168H84ZM91 166V167H90ZM102 166H104L103 168H102ZM117 166V167H116ZM122 166V167H121ZM131 168L130 170H129V167ZM136 166V168H134ZM161 168H160V167ZM180 166V167H179ZM203 166V167H202ZM218 166V167H217ZM229 166H230V168H229ZM237 166V167H236ZM248 166V167H247ZM253 166V167H252ZM256 166V167H255ZM11 167V168H12ZM50 167H51V169H50ZM55 167V168H54ZM82 167V168H81ZM133 167V168H132ZM195 167H196V169H195ZM199 169H198V168ZM213 167V168H212ZM214 167H215V170H214ZM233 167V168H232ZM246 167V168H245ZM257 167H258V169H257ZM53 168V169H52ZM56 168H60L59 170H57V171H59L60 172V174H59V172H58V175H60L59 176V179H58V183L55 181V173H57V172H55L56 171ZM114 168H116V169H114ZM122 168H124V169H122ZM128 168V169H127ZM140 170H139V169ZM184 168V169H183ZM190 168L192 169L191 171H190ZM206 168V169H205ZM208 168V169H207ZM218 168V169H217ZM222 168V169H221ZM2 169V170H1ZM9 169V170H8ZM16 166H14L13 168H12V171H11V169L10 168H7V170H4V171H6L5 172V174H4V172L3 173H1L0 175H1V177H2V175H3V177L0 179V201L1 200H5V198H7L8 196H9V190H8V188H10V184L12 183V181L13 180H15V179H18V176H17V172H18V170L16 169ZM49 169V170H48ZM54 169H55V171H54ZM75 169V168H74ZM81 169V170H80ZM87 169V170H86ZM89 169V170H88ZM91 169H94V171L93 170H91ZM95 169H96V171H98V172H96L95 171ZM110 169H112V170H110ZM113 169H114V171H113ZM120 169V170H119ZM142 169V170H141ZM151 169V170H150ZM171 169V170H170ZM193 169H195V171L193 170ZM211 169V170H210ZM227 169V170H226ZM232 169H236V170H238L237 172H236V170H232ZM241 169V171H239ZM242 169H244V170H242ZM257 169V170H256ZM262 169V170H261ZM13 170H15V171H13ZM51 170H53V171H51ZM63 170V171H62ZM87 172H86V171ZM100 170V171H99ZM106 170V171H105ZM131 170L133 171V172H136V174L134 173L133 175H132V178H130V176H131ZM137 170H139V171H137ZM146 170H148V171H146ZM206 172H205V171ZM232 170V171H231ZM17 171V172H16ZM48 171V172H47ZM61 171H62V173H61ZM102 171V173H100ZM111 171H113V172H111ZM116 171V172H115ZM122 171V172H121ZM126 171L128 172V173H126ZM159 171V172H158ZM176 171V172H175ZM203 171H204V173H203ZM233 171H234V174H233ZM263 171V172H262ZM9 172H13V173H10V174H8ZM51 172H53V173H51ZM86 172V173H85ZM91 172V173H90ZM104 172V173H103ZM106 172V173H105ZM108 172V173H107ZM124 172L126 173V174H124ZM132 172V173H133ZM178 172V173H177ZM210 172V173H209ZM236 172V173H235ZM259 172H261L260 174H259ZM16 173V174H15ZM47 173V174H46ZM65 173V174H64ZM88 173H89V176H87L88 175ZM95 173V174H94ZM116 173V174H115ZM121 173V174H120ZM124 175H123V174ZM142 173H144V174H142ZM159 173H160V175H159ZM211 173H212V175H211ZM215 173V174H214ZM232 173V174H231ZM8 174V175H7ZM64 174V175H63ZM66 174H68V175H66ZM87 174V175H86ZM92 174H94V175H92ZM109 174V175H108ZM152 174V175H151ZM170 174V175H169ZM177 174V175H176ZM205 174H207V175H205ZM235 174H237V175H235ZM50 175H52L51 176V178H50ZM61 175H63V176H61ZM67 177H66V176ZM81 175V176H80ZM98 175H100L99 177H98ZM107 175V176H106ZM120 175V176H119ZM130 175V176H129ZM138 175V176H137ZM150 175H151V177H150ZM168 175V176H167ZM172 175V176H171ZM186 175V176H185ZM216 175H219L218 176V178L216 177ZM235 175V176H234ZM263 175V176H262ZM14 176H15V178H14ZM112 176V177H111ZM115 176V177H114ZM127 176H129V177H127ZM137 176V177H136ZM149 176V177H148ZM189 176H190V178H189ZM207 176V178H205ZM243 176H244V178L246 179V181H245V179L243 178ZM62 177V178H61ZM98 177V178H97ZM105 177V178H104ZM124 177V178H123ZM134 177V178H133ZM168 177V178H167ZM186 177V178H185ZM228 177H229V179H228ZM255 177H257L256 179H255ZM100 178V179H99ZM113 178H115L114 180H113ZM138 178V179H137ZM143 178V180H140V179H142ZM151 180H153V181H150V179ZM170 178V179H169ZM174 178H176V179H174ZM215 178V179H214ZM220 178H222V179H220ZM224 178V179H223ZM252 178H254V179H251ZM2 179H3V181H2ZM7 179V180H6ZM9 179V180H8ZM63 179V180H62ZM67 179L69 180L68 181V183H67ZM92 180L93 182H94V184H95V187H93L94 188V191L92 190V191H90L89 189H93V188H91L90 187V185L88 186L87 184V182H89L90 180ZM104 179V180H103ZM105 179L107 180V181H109V182H107V181H105ZM125 179V180H124ZM131 179V180H130ZM133 179H135V181H133ZM137 179V180H136ZM172 179V180H171ZM174 179V180H173ZM226 179V180H225ZM242 179V180H241ZM19 181H20V179H18ZM61 180V181H60ZM66 180V181H65ZM95 180H97V181H95ZM99 180V181H98ZM119 180V181H118ZM122 182H121V181ZM140 180V181H139ZM184 180H185V182H184ZM219 180V181H218ZM246 182V183H244V181ZM248 180H250V181H248ZM9 181V182H8ZM50 181V182H49ZM60 181V182H59ZM65 181V182H64ZM71 181L73 182V183H71ZM116 181V182H115ZM127 181V182H126ZM139 181V182H138ZM172 181V183H170ZM242 181H243V183H242ZM248 181V182H247ZM252 181V182H251ZM258 181V182H257ZM5 182V183H4ZM55 182H56V184H55ZM61 182L63 183V184H61ZM71 183V185H70V183ZM103 182H107L106 184L105 183H103ZM126 182V183H125ZM150 182V183H149ZM152 182H154V184L152 183ZM180 182V183H179ZM225 182V183H224ZM10 183V184H9ZM60 183V184H59ZM67 183V184H66ZM75 183V184H74ZM80 183H82V184H80ZM86 183V184H85ZM117 183V184H116ZM132 183H133V186H132ZM146 183V184H145ZM149 183V184H148ZM152 183V184H151ZM185 183V184H184ZM216 183V184H215ZM232 183V184H231ZM250 183H252V184H250ZM257 183V184H256ZM65 184H66V189L64 190V188H65ZM77 184V185H76ZM79 184V185H78ZM85 184V185H84ZM102 184H104V185H102ZM114 184H116L115 185V187H113V185ZM122 184H125V185H122ZM136 184V185H135ZM179 186V188H178V186ZM234 184V185H233ZM242 184V185H241ZM246 184H249V186L248 185H246ZM255 184V185H254ZM20 185H21V187H20V189L21 188H24L23 190H21L20 191V193L18 192L17 193V195H16V200H14V202L15 203H17V205L19 206L20 205V203H21V210H20V212H22V211H24L26 208L28 209V207H27V201L25 202V199H24V194L22 193V191H24L25 189H26V187H27V185H26V182L24 183V180H22L21 181V183H20ZM67 185H69V186H67ZM83 185V186H82ZM100 187H99V186ZM109 185V186H108ZM118 185V186H117ZM128 185V186H127ZM131 185V186H130ZM139 185V186H138ZM147 185H148V188H147ZM246 187H245V186ZM256 186V187H254V186ZM54 186H56V187H54ZM58 186V187H57ZM61 188H60V187ZM75 186V187H74ZM82 186V187H81ZM130 186V187H129ZM138 186V188H136ZM176 186V187H175ZM181 186H182V189H181ZM234 186V187H233ZM251 186V187H250ZM258 186H260L261 187V189L263 190H261V189H258ZM49 187H50V189H49ZM68 187V188H67ZM88 187H90L89 189H88ZM99 187V188H98ZM102 187V188H101ZM113 187V188H112ZM118 187V188H117ZM126 187V188H125ZM224 187V188H223ZM240 187H243V188H240ZM253 187L255 188V189H257L255 192L252 190L253 189ZM259 187V188H260ZM7 188V189H6ZM54 188V189H53ZM76 188V189H75ZM78 188V189H77ZM82 188V189H81ZM125 188V189H124ZM143 188V189H142ZM147 188V189H146ZM150 188H152V189H150ZM156 188V189H157ZM4 189V190H3ZM49 191H48V190ZM52 189H53V191H52ZM68 189H70V190H68ZM105 189V190H104ZM114 189H116V190H114ZM121 189H123V191H124V193L122 194V190ZM138 189H140V190H138ZM245 189H248L247 191L245 190ZM249 189H251V191L249 190ZM74 190V191H73ZM75 190H77V191H75ZM80 190V191H79ZM82 190V191H81ZM103 190V191H102ZM146 192H145V191ZM177 190V191H176ZM219 190V191H218ZM232 190V191H231ZM240 190V191H239ZM249 195V197H248V195L247 194H245V192ZM2 191V192H1ZM6 193H5V192ZM63 191V192H62ZM83 191H84V193H83ZM122 191V192H121ZM130 191V192H129ZM134 192V194H133V192ZM145 193H144V192ZM235 191V192H234ZM250 191V192H249ZM4 192V193H3ZM50 192V193H49ZM51 192H53V193H51ZM61 194H60V193ZM73 192V193H72ZM79 194H78V193ZM116 192H118V193H116ZM135 192L138 194V196H137V194L135 195ZM242 192H244V193H242ZM257 193V194H254V193ZM56 193H57V195H56ZM66 193V194H65ZM92 193V194H91ZM105 193V194H104ZM110 193V194H109ZM113 193H115V194H113ZM142 193V194H141ZM178 193V194H177ZM250 193L251 194H253L252 196L250 195ZM20 194V195H19ZM59 194H60V196H59ZM65 194V195H64ZM76 194V195H75ZM108 194H109V196H108ZM214 194V195H213ZM241 195V197H240V195ZM51 195H53V196H51ZM64 195V196H63ZM105 195V196H104ZM114 195V196H113ZM116 195V196H115ZM131 195V196H130ZM134 195V196H133ZM178 195V196H177ZM179 195H181V196H179ZM210 195H212L213 197H210ZM217 195V196H216ZM246 195V196H245ZM6 196V197H5ZM52 197L53 199H54V201H53V199L52 198H50V197ZM146 196V197H145ZM220 196V197H219ZM21 199H20V198ZM66 197H68V198H66ZM72 197V198H71ZM76 197V198H75ZM89 197V198H88ZM105 197V198H104ZM109 197V198H108ZM121 197V201L119 200V198ZM133 197V198H132ZM149 197V198H148ZM180 197V198H179ZM210 197V198H209ZM214 197L216 198V197H219V203H218V206L217 207H213V205L211 206L210 205V200L213 198L214 199ZM81 198V199H80ZM83 198V199H82ZM131 199V200H129V199ZM208 198V199H207ZM222 198V199H221ZM251 198V199H250ZM262 198V199H261ZM61 199V200H60ZM74 201H73V200ZM79 199V201L77 202V201H75V200H78ZM133 199V200H132ZM148 199V200H147ZM177 199V200H176ZM205 199V200H204ZM206 199H207V201H208V203L206 202ZM250 199V200H249ZM57 200V201H56ZM65 202H64V201ZM150 200V201H149ZM221 200H223V201H221ZM18 201V202H17ZM89 201V202H88ZM104 201V200H103ZM129 201V202H128ZM204 201V202H203ZM20 202V203H19ZM53 202V203H52ZM55 202V203H54ZM57 202H58V204L59 203H61V202H64L63 204L64 205H66V206H68L69 207V209L71 208V210H72V212H63L62 210H61V208H59V206L57 207ZM116 202V203H115ZM121 202V203H120ZM157 202V203H156ZM201 202H203L202 204H200ZM240 202V203H239ZM241 202H243V203H241ZM51 203H52V205L53 204H55L54 206H52L51 205ZM70 203V204H69ZM124 203V204H123ZM128 203H129V206H128ZM132 204V206H131V204ZM144 203V204H143ZM150 203V204H149ZM151 203H154V204H152V206L153 205H155V206H151ZM180 203V204H179ZM205 203H207L208 204V206H207V204L206 205H204ZM236 203H237V205H236ZM23 204V205H22ZM25 204V205H24ZM121 204V205H120ZM123 204V205H122ZM222 204H224V205H222ZM241 204V205H240ZM47 205V206H46ZM71 207H70V206ZM141 205V206H140ZM145 205V206H144ZM157 205V206H156ZM176 205V206H177ZM19 206V207H20ZM25 208H24V207ZM40 206V207H39ZM42 206V207H41ZM44 206H46V207H44ZM51 206V207H50ZM111 206V207H112ZM122 206V208H120V207ZM204 206H205V209L206 210H203L204 209ZM224 206V207H223ZM54 207H55V209H54ZM72 207H74V208H72ZM127 207H128V209H127ZM132 207V208H131ZM134 207V208H133ZM146 207V208H145ZM152 207V208H151ZM207 207V208H206ZM246 207V208H245ZM51 209V211H49L50 209ZM119 208V209H118ZM137 208V209H136ZM139 208V209H138ZM142 210H141V209ZM156 210H155V209ZM158 208V209H157ZM203 208V209H202ZM209 208V209H208ZM215 208V209H214ZM27 209L25 210V212L23 213L22 212V216H25L26 218H27V216H28V212H27ZM45 209H46V211H45ZM48 209V210H47ZM59 209V210H58ZM122 209V210H121ZM131 209V210H130ZM133 209H134V211H133ZM138 210V211H136V210ZM211 209V210H210ZM213 209H214V211H213ZM55 210V211H54ZM58 210V211H57ZM61 210V211H60ZM150 210V211H151ZM201 210H203V213H202V211ZM208 210V211H207ZM59 211L61 212V213H59ZM120 211V212H119ZM159 211V212H158ZM205 211V212H204ZM210 211V212H209ZM216 211V212H215ZM63 212V213H62ZM117 212V213H116ZM118 212H119V215H118ZM122 212V213H121ZM128 212V213H127ZM139 212V213H138ZM162 212V211H161ZM207 212V213H206ZM214 212V213H213ZM27 213V214H26ZM57 213V214H56ZM68 213H71V214H68ZM82 214L80 215V222H82L83 221V223L84 222H86V221H88L89 219H90V217L87 215V213H83V212H81ZM107 213V214H106ZM111 213V215H109ZM132 213H136V215L133 217L132 216ZM138 213V214H137ZM141 213V214H140ZM206 213V214H205ZM62 214V215H61ZM66 214V215H65ZM68 214V215H67ZM116 214L120 217H118V216H116ZM127 216V217H131L130 218V221H131V223H132V225H135L134 227V229L132 230V231H130V230H128V228L125 226V225H123V221L127 218V217H125V215ZM145 214H147V215H145ZM202 214H203V216H202ZM239 214V215H238ZM54 215H56V216H54ZM59 215V216H58ZM61 215V216H60ZM109 215V216H108ZM123 215V217H121V216ZM147 216V218L146 217H144V216ZM207 215V216H206ZM215 215V216H214ZM82 216V217H81ZM154 218H153V217ZM202 216V217H201ZM209 216V217H208ZM238 216H239V218H238ZM259 216V217H258ZM7 217V216H6ZM59 217V218H58ZM64 217H66V219L64 218ZM116 217V218H115ZM125 217V218H124ZM150 217H151V220H150ZM208 217V218H207ZM59 220H58V219ZM61 218H63V219H61ZM109 218H111V219H109ZM43 219V220H42ZM48 219V220H47ZM82 219V220H81ZM84 219V220H83ZM109 219V220H108ZM116 219V220H115ZM119 219V220H118ZM121 219V220H120ZM129 219V218H128ZM146 219H147V221H146ZM7 220V223H5V224H8L9 222H11V218L9 219V217H7L5 220H3V221H6ZM44 222H42V221ZM72 222H70V221ZM123 220V221H122ZM145 220V221H144ZM154 220V221H153ZM41 221V222H40ZM114 221H116L115 223H117V224H119L120 223V225H121V227H120V225H116L115 223H114ZM186 221H188L187 219L185 220V223H186ZM214 221V222H213ZM189 223H190V221H188ZM187 222V223H188ZM42 223V224H41ZM103 223V222H102ZM102 223H100V225L99 226H102L101 224ZM262 223V224H261ZM38 224H39V226H38ZM43 224H44V226H43ZM48 224V225H47ZM23 225V226H22ZM110 225H111V223H110ZM150 225V226H149ZM186 225V224H185ZM18 226V227H17ZM22 226V227H21ZM43 226V227H42ZM117 226V227H116ZM142 226V228H140ZM28 227V228H27ZM43 229H42V228ZM40 228V229H39ZM123 228V229H122ZM233 228V229H232ZM25 229H27V231L25 230ZM34 229V230H33ZM46 229H48V230H46ZM122 230V231H120V230ZM220 229V230H219ZM231 229V230H230ZM29 230V231H28ZM42 230V231H41ZM45 230V231H44ZM118 231V232H115V231ZM222 230V231H221ZM47 231V232H46ZM124 231V232H123ZM129 231V232H128ZM29 232V233H28ZM37 232V233H36ZM131 232V233H130ZM41 233V234H40ZM79 233V234H78ZM113 233H116V234H118V235H116V234H114L113 235ZM133 233V234H132ZM135 233V234H134ZM229 233V234H228ZM245 233V234H244ZM263 233V234H262ZM37 236H36V235ZM78 234V235H77ZM208 234H210V235H208ZM244 234V235H243ZM257 234V235H256ZM40 235V236H39ZM224 235V234H223ZM76 236H78V237H76ZM80 236V237H79ZM245 236V237H244ZM38 237V238H37ZM127 239H126V238ZM83 238V239H82ZM123 238V239H122ZM206 238H207V240H206ZM36 239H38V240H36ZM81 239H82V241H81ZM85 239V240H84ZM118 239V240H117ZM148 240H149V242H148ZM126 241V242H125ZM156 241H157V243H156ZM206 241V242H205ZM81 242V243H80ZM128 242H130V243H128ZM159 242V243H158ZM144 243V244H143ZM142 244H141V246L139 245V250H138V252H139V259H138V256H136V260L135 261H130V263H133L134 262V264L136 263V264H142V262H143V264H173V263H171L169 260H167V258L166 259H160L161 257H160V247L159 246H168V241H166V240H162L161 238L160 239H147V240H145L144 242H143ZM161 243V244H160ZM163 243V244H162ZM165 243V244H164ZM148 244V245H147ZM152 244V245H151ZM160 244V245H159ZM225 246H224V245ZM223 245V246H222ZM222 245L221 244H219L217 247H215V248H217V250H219V251H217L215 248H213L212 250H211V254H212V256H214V257H216V259H215V262L214 263H211L210 262V264H219L220 262L222 263L223 262V260L222 259H224V260H226V257H227V255L226 254H228V252H227V248H228V251H229V247H228V245L227 244H225V243H222ZM227 245V246H226ZM148 246H150V247H148ZM147 247V248H146ZM218 247H223V249H221V248H218ZM141 248V249H140ZM159 248V249H158ZM41 249H44V253L42 252V250ZM40 249V251H39V253L40 254H38V255H40V258H42L41 260L42 261H44L43 263L45 264L46 262H47V264H54V254H53V247L50 249V247H49V249L48 250H46L45 248H41ZM216 251H215V250ZM145 250V251H144ZM154 250V251H153ZM222 250V251H221ZM226 250V251H225ZM50 251H51V253H50ZM143 251V252H142ZM148 251V252H147ZM162 251V250H161ZM224 251V252H223ZM150 252V253H149ZM218 252V253H217ZM222 252V254H220ZM45 253L47 254V257L45 258ZM127 253H128V251H127ZM144 253H145V255H144ZM217 253V254H216ZM141 254V255H140ZM154 254V255H153ZM216 254V255H215ZM223 254L226 256H223ZM48 255H50V256H48ZM53 255V256H52ZM142 255H144L143 257H142ZM157 255V256H156ZM52 256V257H51ZM143 258V260L141 259V257ZM155 256V257H154ZM218 256V257H217ZM51 257V258H50ZM54 257V258H53ZM124 257V259H125V261H124V259H122V258ZM155 258V259H153V258ZM116 258H118V259H116ZM126 258H128V255H122V256H115V264H128L127 262H126ZM159 258V259H158ZM217 258H219V259H217ZM44 259V260H43ZM46 259V260H45ZM52 259V260H51ZM54 259V260H53ZM130 258H128V260H129ZM119 260V261H118ZM216 260H217V262H216ZM219 260V261H218ZM52 263H51V262ZM142 261V262H141ZM153 261V262H152ZM157 261V262H156ZM166 261V262H165ZM121 262V263H120ZM161 262V263H160ZM226 262V261H225ZM225 262H223V263H225ZM176 263V262H175ZM177 264V263H176Z\"/></svg>",
  "mask_w": 264,
  "mask_h": 264
},
{
  "label": "bare ground",
  "instance_id": "6f19581e",
  "mask_svg": "<svg viewBox=\"0 0 264 264\" xmlns=\"http://www.w3.org/2000/svg\"><path fill=\"white\" fill-rule=\"evenodd\" d=\"M3 1V0H2ZM2 1H0V32H3V33H8V32H10L11 30H10V27H9V23H8V21L9 20H7V16L8 15H10V14H12V13H10V11L14 8V5L13 6H11L10 8H6V5H7V3L8 2H10L11 0H4L3 2ZM73 1V0H72ZM102 1V0H101ZM104 1V3L108 6V7H110V9H111V13L109 14L108 13V16H110L111 18V20H103L102 18H97V17H81L82 18V20H80V22L81 23H84V28H85V30L88 32V34H90L91 33V31L90 30H92L93 28H103L104 27V29L105 28H107L106 26H108V28H114L115 26H116V28H117V26L118 27H122V24L123 23H121V25H120V23L118 24L117 22H115L116 20H115V18L117 17H115V15L116 14H118V16H120V18L122 19V21L124 22V26L130 31V33L132 34V38L133 39H135L137 42L136 43H138V45H141L142 46V48H143V53L145 54H143L144 56H146V57H148V59L150 58L151 60H153V62H154V64H152V70H153V72L155 71V73H156V80H154V81H152L153 82V84L151 85V84H149V88L147 87V89H149L151 92L150 93H152V96H151V102H150V104L149 103H147V104H145V107H144V109L145 110H147V112L148 113H146L147 115L149 114L151 117H152V119L154 120V125L156 124V125H158L157 123H160L161 121H164V120H167V119H172V118H174L175 120H176V127L173 125V127H175V129H173V130H168L167 129V131H164L161 127H159V128H157L158 129V131L157 130H155V127L154 126H151V125H149L148 124V121H145V119L144 118H139L140 116H138V114H136V113H133L131 110H132V108L131 109H128V108H125V109H123L122 110V113H123V116L124 117H127V118H136L137 120V122L140 124V125H144L143 127L141 126V128H143V129H141V131H138V132H136L135 130V135L138 137V140L140 139V140H144V145H145V147H144V145H143V147H141V145L140 146H138V145H132V143L133 142H131V144L129 143V142H127L125 139H123L122 138V142H120V143H122L123 144V147H125L126 149H129V150H131V152L133 151L134 153H130L131 155H130V157L132 156V154H135L136 155V157H137V161L139 162V163H141L143 166L145 165H150V166H152V170H153V173L155 174L156 173V171H157V169H158V166H157V168H156V161H155V159H156V155H157V151H158V148H159V138H168L169 140H171L172 142L173 141H178L181 137H182V134L184 133V134H186L187 132H185L186 130H187V128H188V130L187 131H189L188 133H187V137H188V140H189V144H193L194 143V140H196L195 138V136H194V134H195V132L197 133L198 131H193V130H190L191 129V127L192 128H196L197 129V127H200V126H204L205 125V127H206V125L208 124V126H209V123L211 124V123H216V122H221V121H223V123L224 122H228V120H231V121H237V124H238V122H239V124H241V123H245L246 124V126H247V124L249 125V123L250 122H252L251 123V125L255 122L256 123V125H255V128H257L256 129V131H258V132H264L263 130H264V98H263V96L261 95V92L259 93L258 92V87L260 86H257L256 85V83H258V81H259V78L261 79V81L260 82H262L263 83V87H264V73L263 74H250L249 76H247V73H246V70H249V69H247V67L248 68H251V69H253V68H255V67H264V48H262L261 47V41L264 39V22L262 21V20H260V21H252L251 19V21H248L246 18H245V16L240 12L241 10H243V9H240V11H237V12H235V13H233L232 12V14H230L229 16L227 15V14H225V15H223V20H221L222 22L217 26H212V25H214V24H212V22H208V24H205V28H206V26L208 25V27H207V30L209 31H212L213 29L215 30V29H219V31L220 30H229L230 29V27H232L233 25H235V31H237V30H239V31H244V32H246V35L248 34V37L250 38V45H247L248 47L247 48H245L244 46V48L242 49V50H240L239 49V51L236 53V55L237 56H235L237 59H235V60H233V62H232V65L229 67V68H227V70L225 71L224 69H221V70H215L214 72H213V74L212 75H210V76H204L200 81H199V83H197V86L194 88V89H192V90H189L188 92H184L183 90H179V89H181L180 87H181V84H183V86H184V84H186L185 82H186V80H185V78L186 77H188V75H189V69H192V71L191 72H193V70H198V69H201V66L203 65V63L205 62V63H209L210 61H211V57H213V59H214V57L215 56H212V55H214V54H209L206 50H204V48L202 49L201 48V46H197V43H196V37H194V38H190V36H189V34H191V33H194V34H196V33H198V32H196L195 30V24H194V21H191L190 22V19H189V17H188V19H187V17H185V16H187V15H189V14H193V12L192 11H194V10H192L191 11V7L189 6H187V4L186 3H188L189 1L188 0H146V1H143V0H103ZM215 0H197V5H195V6H197L198 7V11H200V13H202L201 14V17H202V20L204 19V18H206L207 20H210L211 18L210 17H213L210 13H212V7H211V5H213V2H214ZM224 2L226 1L227 2V0H223ZM232 1H234V0H232ZM239 1V0H238ZM241 1V0H240ZM28 2L33 6V8L35 9V13H36V15H38V17L41 19L42 18V24H41V26H40V31L42 32V34H43V36H44V40H46L47 38H48V36H53L54 34H56V33H61L62 31H64L65 30V28L68 26V24H66V25H63L64 24V21L62 22V20H61V18L60 19H53V20H51V22L48 24V23H46L45 22V19H44V17H43V9H44V7H46L47 8V10L53 15V16H55V18H56V16L58 17L59 16V14L62 12V11H64L65 10V3L63 2V0H28ZM191 3H192V1H190ZM196 2V1H195ZM216 2V1H215ZM220 1H218L217 3H219ZM224 2H223V4H224ZM234 2H236V1H234ZM233 2V3H234ZM246 2V1H245ZM84 3V2H83ZM96 3H99V2H96ZM191 3H189V4H191ZM229 3V2H228ZM228 3H226V5L228 4ZM237 3V2H236ZM242 3V2H241ZM252 3V2H251ZM238 4H240V3H238ZM243 4V3H242ZM248 4H249V2H248ZM17 5V4H16ZM19 5V4H18ZM23 5V4H22ZM28 5V4H27ZM99 5H100V3H99ZM98 5V6H99ZM217 5V4H216ZM218 5H220V4H218ZM217 5V6H218ZM222 5V4H221ZM229 5V4H228ZM101 6V5H100ZM99 6V7H100ZM214 6V5H213ZM216 6V7H217ZM232 6V5H231ZM234 6V5H233ZM245 6V5H244ZM251 6V5H250ZM102 7V6H101ZM164 7V9H167V11L166 12H168L169 14H170V16H169V20H168V22H164L163 24L165 25V26H163L164 27V31L162 32V29H161V22H160V17H161V13H163V11L161 12V9ZM219 7H221V6H219ZM219 7H218V10H219ZM223 7V6H222ZM20 8H22L21 6H20ZM24 8V7H23ZM235 8V7H234ZM214 9V8H213ZM236 9L237 8H235V11H236ZM251 9V8H250ZM21 10V9H20ZM29 10V9H28ZM87 10V9H86ZM85 10V11H86ZM104 10V9H103ZM18 12H20L19 11V9L17 10ZM30 11V10H29ZM67 11V10H66ZM70 11V10H69ZM219 11H221V10H219ZM219 11H217L218 13H219ZM230 11V10H229ZM233 11V10H232ZM263 11V10H262ZM14 12V11H13ZM26 12V11H25ZM32 12V11H31ZM31 12L29 13V14H31ZM68 12V11H67ZM84 12V11H83ZM216 12V11H215ZM35 13H34V15H35ZM94 13H95V11H94ZM116 13V14H115ZM168 13H166V14H168ZM214 13V12H213ZM218 13H216V14H218ZM223 13V12H222ZM244 13V12H243ZM14 14V13H13ZM24 14V13H23ZM28 14V13H27ZM70 14H71V12H70ZM84 14H85V12H84ZM102 14H103V12H102ZM164 14V13H163ZM165 14V15H166ZM168 14V15H169ZM215 14V13H214ZM219 14H221V13H219ZM254 14V13H253ZM22 15V14H21ZM20 15V16H21ZM61 15V14H60ZM72 15V14H71ZM85 15H87V14H85ZM106 15V14H105ZM16 16V15H15ZM29 16L30 15H28V18H29ZM65 16V15H64ZM74 16V15H73ZM95 16H98V14L97 15H95ZM164 16V15H163ZM218 16V15H217ZM264 16V15H263ZM14 17V16H13ZM25 17H27L26 16V14H25ZM37 16H36V18H38ZM99 17V16H98ZM100 17H101V14H100ZM196 17V16H195ZM200 17V16H199ZM199 17H198V19H199ZM220 17H222V15L220 16ZM14 18H18V16L17 17H14ZM20 18V17H19ZM34 18V17H33ZM33 18H32V20H33ZM38 18V19H39ZM257 18H259V16L257 17ZM24 19V18H23ZM26 19V18H25ZM77 20H79V18H76ZM102 19V20H101ZM104 19H105V16H104ZM107 19V18H106ZM264 19V18H263ZM18 20V19H17ZM29 20V19H28ZM119 20V19H118ZM162 20V19H161ZM196 20V19H195ZM201 20V19H200ZM215 20V19H214ZM217 20V19H216ZM258 20V19H257ZM21 21H22V19H21ZM34 21V20H33ZM35 21H36V19H35ZM68 21H70V20H68ZM71 21H72V19H71ZM146 21H150L152 24V31L151 32H153V37H154V40H155V42H156V45H158L162 50H166V48L169 46V45H172V46H176L177 48L179 47L180 49H181V44H183V43H187L188 42V47H190V50H188V51H193V49H191V47H194V50H196V54H195V56L194 57H192V60L190 59V60H188V62H186L185 64H187L188 66H185L184 65V67L182 68V71H181V73L179 74V75H177V74H175V71H174V73L172 72V71H168V72H165V71H163V70H161L160 68H159V66L157 65L158 63L153 59V55H152V53H151V49H149V47H147L146 46V44H145V40H143V33H144V25H146ZM219 21H220V19H219ZM24 22V21H23ZM73 22V21H72ZM198 22V21H197ZM196 22V23H197ZM15 23H17V22H15ZM81 23H79V24H81ZM145 23V24H144ZM231 23H233V24H231ZM25 24V23H24ZM27 24V23H26ZM26 24H25V26H26ZM38 24H40V23H38ZM71 24V23H70ZM69 24V25H70ZM74 24H75V22H74ZM74 24H72L73 26H74ZM216 24V23H215ZM21 25V24H20ZM17 26V25H16ZM27 26H29V25H27ZM79 26V25H78ZM23 26L21 25V28H22ZM31 27V26H30ZM29 27V28H30ZM82 27V26H81ZM202 27V26H201ZM33 28V27H32ZM35 28V27H34ZM72 28V27H71ZM76 28V27H75ZM150 28V27H149ZM238 28V29H237ZM39 29V28H38ZM68 29H69V27H68ZM74 29V28H73ZM77 29V28H76ZM82 29V28H81ZM81 29H78L79 30V32L81 33ZM115 29V28H114ZM146 29V28H145ZM234 29V28H233ZM232 29V30H233ZM84 30V31H85ZM124 30V29H123ZM207 30H206V34H207ZM25 31H27V30H25ZM71 31V30H70ZM85 31V32H86ZM98 31V30H97ZM110 31V30H109ZM112 31V30H111ZM116 31V30H115ZM118 31V30H117ZM129 31H127V32H129ZM147 31V30H146ZM149 31V30H148ZM200 31V30H199ZM31 32V31H30ZM32 32H33V30H32ZM74 32H76V31H74ZM100 33H101V31H99ZM201 32V31H200ZM213 32L214 31H212L211 32V34H213ZM216 32H217V30H216ZM215 32V33H216ZM225 32V31H224ZM230 32V31H229ZM38 33V32H37ZM79 33V34H80ZM120 33H122L121 31H120ZM119 33V34H120ZM126 33V32H125ZM147 33V32H146ZM237 33V32H236ZM36 34V33H35ZM63 34V33H62ZM68 34V33H67ZM124 34V33H123ZM128 34V33H127ZM145 34V33H144ZM149 34H150V32H149ZM199 34V33H198ZM209 34V33H208ZM211 34H210V36H211ZM226 34V33H225ZM229 34V33H228ZM228 34H227V36H228ZM232 34H233V32H232ZM242 34V33H241ZM240 34V35H241ZM38 35V34H37ZM37 35H36V37H37ZM68 35H70V34H68ZM83 35H85V34H83ZM102 35V34H101ZM117 35V34H116ZM201 35V34H200ZM200 35H198V36H200ZM235 35V34H234ZM6 36V35H5ZM40 36H41V34H40ZM72 36V35H71ZM73 36H74V34H73ZM93 36V35H92ZM128 36V35H127ZM151 36V35H150ZM233 36V35H232ZM10 37V36H9ZM84 37H86V36H84ZM130 37V36H129ZM148 37V36H147ZM220 38V35L218 36H216L215 38ZM229 37V36H228ZM239 37V36H238ZM244 37V36H243ZM11 38V37H10ZM62 38V37H61ZM73 38V37H72ZM83 38V37H82ZM81 38V39H82ZM89 38H90V36H89ZM125 38H127V37H125ZM149 38V37H148ZM147 38V39H148ZM198 38V37H197ZM203 38H204V35H203ZM210 38V37H209ZM214 38V37H213ZM231 39H233L232 37H230ZM245 38V37H244ZM247 38V37H246ZM75 39V38H74ZM93 39V38H92ZM96 39V38H95ZM94 39V40H95ZM152 39V38H151ZM226 37H225V35H224V38L223 39H216V47L218 48H216L217 50H218V56H219V59L221 60V62H223V60H225L226 61V56L228 55V53L230 54V51H232L233 52V50H232V46L234 45L233 44V42H235V40L233 41V42H229V41H226ZM229 39V38H228ZM6 40H8V39H6ZM17 40V39H16ZM70 40V39H69ZM72 40V39H71ZM84 40V39H83ZM87 40V39H86ZM85 40V41H86ZM130 40V39H129ZM134 40V41H135ZM205 40V39H204ZM211 40H213V39H211L210 38V40L209 41H211ZM215 40V39H214ZM230 40V39H229ZM11 41V40H10ZM28 41V40H27ZM39 41V40H38ZM37 41V42H38ZM48 41V40H47ZM65 41V40H64ZM82 41V40H81ZM93 41V40H92ZM124 41H125V39H124ZM237 41V40H236ZM238 41H239V38H238ZM237 41V42H238ZM13 42V41H12ZM32 42V41H31ZM41 42V41H40ZM49 42V41H48ZM56 42V41H55ZM71 42V41H70ZM130 42V41H129ZM152 42V41H151ZM150 42V43H151ZM208 42V41H207ZM211 42H213V41H211ZM236 42V43H237ZM22 43V42H21ZM25 43V42H24ZM39 43V42H38ZM58 43V42H57ZM61 43V42H60ZM62 43H63V40H62ZM68 43V42H67ZM72 44H74L73 43V41L71 42ZM71 43H68V44H71ZM76 43V42H75ZM87 43H88V41H87ZM153 43V42H152ZM151 43V44H152ZM199 43V42H198ZM215 43V42H214ZM247 43V42H246ZM262 43H264V42H262ZM17 44H19V43H17ZM37 44V43H36ZM53 44V43H52ZM68 44H67V47H68ZM91 44V43H90ZM133 44V43H132ZM149 44V43H148ZM150 44V45H151ZM154 44V43H153ZM233 44V45H232ZM240 44V43H239ZM239 44H237V45H239ZM249 44V43H248ZM30 45V44H29ZM48 45V44H47ZM46 45V46H47ZM59 45V44H58ZM62 45V44H61ZM66 45V44H65ZM75 46H76V44H74ZM73 45V46H74ZM85 45V44H84ZM92 45V44H91ZM90 45V46H91ZM241 45V44H240ZM264 45V44H263ZM262 45V46H263ZM7 46V45H6ZM12 46V45H11ZM17 47H18V45H16ZM33 46V45H32ZM35 46V45H34ZM50 46V45H49ZM56 46V45H55ZM60 46V45H59ZM58 46V47H59ZM71 46V45H70ZM112 45H111V41H108L107 42V46H106V50H103V52H102V55L100 56V57H102V59H106V58H108V54H109V51H110V47H111ZM54 47V46H53ZM85 47V49H86V46H84ZM94 47H95V45H94ZM93 47V48H94ZM104 47V46H103ZM116 47V46H115ZM134 47V46H133ZM184 47H185V45H184ZM237 47H239V46H237ZM12 48V47H11ZM21 48V47H20ZM23 48V47H22ZM26 48V45H25V47H24V49ZM50 48V47H49ZM66 48V47H65ZM64 48V49H65ZM80 48H82V47H80ZM90 48V47H89ZM97 48V47H96ZM95 48V49H96ZM99 48V47H98ZM169 48V50L170 49H172V47H168ZM240 48H242V47H240ZM5 49V48H4ZM6 49H7V47H6ZM23 49V50H24ZM33 49H35V48H33ZM38 49V48H37ZM56 49H57V47H56ZM119 49V48H118ZM141 49V48H140ZM155 49V48H154ZM184 49V48H183ZM207 49H208V47H207ZM233 49H234V47H233ZM236 49V48H235ZM234 49V50H235ZM13 50V49H12ZM15 50V49H14ZM13 50V51H14ZM80 50V49H79ZM92 50V49H91ZM97 50V49H96ZM120 50V49H119ZM128 50H129V48H128ZM156 50V49H155ZM187 50V49H186ZM215 50V49H214ZM216 50V51H217ZM238 50V49H237ZM2 51V50H1ZM4 51V50H3ZM8 51H10V50H8ZM21 51V50H20ZM28 51V50H27ZM84 51H87V50H84ZM99 51H100V49H99ZM130 51V50H129ZM132 51V50H131ZM137 51V50H136ZM168 50H166V52H167ZM174 51H176L175 49H174ZM181 51H182V49H181ZM184 51V50H183ZM182 51V52H183ZM209 51V50H208ZM212 51V50H211ZM16 52H18V48H17V50H16ZM22 52H24V51H22ZM22 52L20 53V52H18L17 54H22ZM26 52V51H25ZM34 52V51H33ZM98 52V51H97ZM101 52V51H100ZM118 52V51H117ZM128 52V51H127ZM126 52V53H127ZM165 52V51H164ZM169 52V51H168ZM179 52V51H178ZM210 52V51H209ZM231 52V53H232ZM5 53V52H4ZM7 53H10V52H7ZM13 53V52H12ZM30 53H31V51L29 52V55H30ZM55 53V52H54ZM63 53V52H62ZM93 53V52H92ZM110 53H112V52H110ZM120 53V52H119ZM118 53V54H119ZM140 53V52H139ZM153 53H155V52H153ZM171 53V52H170ZM169 53V54H170ZM181 53V52H180ZM179 53V54H180ZM187 53V52H186ZM14 54V53H13ZM27 54V53H26ZM26 54L24 55V56H26ZM76 54V53H75ZM115 54V53H114ZM118 54H115V55H117L116 57H118ZM137 54V53H136ZM158 54V53H157ZM171 54H173V53H171ZM8 55V54H7ZM15 55V54H14ZM32 55V54H31ZM47 55V54H46ZM63 55H64V53H63ZM126 55V54H125ZM140 55H141V53H140ZM159 55V54H158ZM175 55V54H174ZM189 55V54H188ZM187 55V56H188ZM190 55H192V53L190 54ZM189 55V56H190ZM231 55H233V53L231 54ZM3 56H4V54H3ZM10 56V55H9ZM12 56V55H11ZM16 56V55H15ZM15 56H14V58H15ZM42 56H44V55H42ZM86 56V55H85ZM112 56V55H111ZM124 56V55H123ZM123 56H122V60H123ZM132 56H136L137 57V55H132ZM142 56V55H141ZM156 56V55H155ZM162 56V55H161ZM171 56V55H170ZM173 56V55H172ZM178 56H181V55H178ZM184 56H185V52H184ZM188 56V57H189ZM245 57L246 58V60H243V59H241V57ZM4 57H6V56H4ZM68 57V56H67ZM72 57H74V55L72 56ZM93 57V56H92ZM145 57V58H146ZM157 57V56H156ZM174 57V56H173ZM182 57V56H181ZM234 57V56H233ZM233 57H232V59H233ZM20 58V57H19ZM29 57H27L26 58V60L28 59ZM38 58V57H37ZM59 58H60V56H59ZM91 58V57H90ZM95 58V57H94ZM114 58V57H113ZM113 58H111L112 60H113ZM133 58V57H132ZM135 58V57H134ZM139 58V57H138ZM144 58V59H145ZM157 58H159V57H157ZM167 58V57H166ZM169 58V57H168ZM166 59V60H168V61H170V59ZM175 58L176 57H174L173 59H174V61H177V59L175 60ZM187 58V57H186ZM226 58V59H225ZM3 59V58H2ZM7 58H5V60H6ZM23 59H25V58H23ZM40 59V58H39ZM44 59V58H43ZM51 59V58H50ZM65 59V58H64ZM118 59H120V56L118 57ZM149 59V60H150ZM212 59V60H213ZM13 60V59H12ZM32 60L34 61L35 59H33L32 58ZM31 60V61H32ZM66 60H68V59H66ZM98 60V59H97ZM96 60V61H97ZM116 60H117V58H116ZM121 60V59H120ZM159 60V59H158ZM163 60L164 59H162V62H163ZM165 60V61H166ZM229 60H231V58L229 59ZM228 60V61H229ZM16 61V60H15ZM39 61H41V59L39 60ZM38 61V63H40ZM43 61V60H42ZM48 61V60H47ZM46 61V62H47ZM56 61V60H55ZM58 61V60H57ZM63 61V60H62ZM100 61V60H99ZM99 61H97V63L99 62ZM103 61V60H102ZM114 61V60H113ZM112 61V62H113ZM135 61V60H134ZM137 61V60H136ZM135 61V62H136ZM167 61V62H168ZM173 60H172V62H174ZM179 61H181V59L179 60ZM183 61H184V59H183ZM182 61V62H183ZM186 61V60H185ZM214 61H216V60H214ZM35 62H37V59L35 60ZM54 62V61H53ZM53 62L51 63V64H53ZM68 62V61H67ZM109 62V61H108ZM152 62V61H151ZM150 62V63H151ZM172 62L170 61V63L172 64ZM212 62V61H211ZM217 62V61H216ZM218 62H220V61H218ZM214 63V65L216 64H220V63ZM1 63V62H0ZM6 63V62H5ZM4 63V64H5ZM12 63V62H11ZM62 63V62H61ZM97 63H95V64H97ZM104 63H106V62H104ZM114 63V62H113ZM142 63V62H141ZM149 63V62H148ZM147 63V64H148ZM165 63V62H164ZM163 63V66L165 65ZM177 63V62H176ZM7 64V63H6ZM13 64V63H12ZM109 64V66L112 64H110V63H108ZM120 64V63H119ZM132 65L134 64V63H131ZM146 64V65H147ZM181 64L182 63H180V66H179V68L181 67ZM212 64V63H211ZM227 64V63H226ZM1 65V64H0ZM17 65V64H16ZM62 65H64V63H62ZM62 65H60V66H62ZM103 65V64H102ZM174 65V64H173ZM205 65V64H204ZM214 65H213V68H214ZM215 65V66H216ZM222 65V64H221ZM230 65V64H229ZM13 66V65H12ZM43 66V65H42ZM48 66V65H47ZM46 66V67H47ZM54 67H55V65H53ZM115 67H116V64L114 65ZM128 66V65H127ZM126 66V67H127ZM136 66V65H135ZM138 66H139V64H138ZM138 66H136V67H138ZM148 66V65H147ZM149 66H151V65H149ZM162 66V65H161ZM176 66V65H175ZM183 66V65H182ZM3 67V66H2ZM39 68H40V66H38ZM45 67V68H46ZM132 67V66H131ZM140 67V66H139ZM139 67H138V69H139ZM173 67V70H175L174 68V66H172ZM177 67V66H176ZM205 67V66H204ZM208 67V66H207ZM211 69H212V66L210 65L209 66ZM7 68V67H6ZM8 68H9V66H8ZM55 68H57V67H55ZM64 68V67H63ZM67 68V67H66ZM65 68V69H66ZM68 68H69V66H68ZM67 68V69H68ZM73 68V67H72ZM98 68V67H97ZM110 68V67H109ZM117 68V67H116ZM128 68V67H127ZM130 68V67H129ZM133 68V67H132ZM135 68V67H134ZM206 68V67H205ZM225 68V67H224ZM18 69V68H17ZM44 69V68H43ZM52 69V68H51ZM60 69H62V67L60 68ZM66 69V70H67ZM110 69H112V68H110ZM123 69V68H122ZM136 69V68H135ZM170 69V68H169ZM168 69V70H169ZM181 69V68H180ZM203 69V68H202ZM246 69V70H245ZM264 69V68H263ZM2 70V69H1ZM6 70V69H5ZM4 70V71H5ZM21 70V69H20ZM19 70V71H20ZM41 70V69H40ZM63 70V69H62ZM66 70H63L64 72H66ZM78 70V69H77ZM129 70V69H128ZM127 70V71H128ZM133 70V69H132ZM146 70H147V68H146ZM189 70V71H188ZM196 70V71H197ZM204 70V69H203ZM203 70H201L200 72H201V74H202V71ZM214 70V69H213ZM3 71V72H4ZM50 71V70H49ZM106 71V70H105ZM130 71V70H129ZM144 71H145V69H144ZM148 71V70H147ZM177 71V70H176ZM179 71V72H180ZM196 71H194L193 73H195ZM206 71V70H205ZM208 71V70H207ZM7 72V71H6ZM17 72H18V70H17ZM24 72V71H23ZM23 72H21V73H23ZM52 72V71H51ZM74 72V71H73ZM97 72V71H96ZM95 72V73H96ZM103 72V71H102ZM117 72V71H116ZM121 72H123L122 70H121ZM132 72H134V71H132ZM138 72V71H137ZM136 72V73H137ZM172 72V73H171ZM249 72V71H248ZM251 72V71H250ZM252 72H253V70H252ZM2 73V72H1ZM20 73V74H21ZM50 73V72H49ZM57 73V72H56ZM59 73V72H58ZM68 73V72H67ZM91 73V72H90ZM115 73V72H114ZM118 73H119V70H118V72L116 73L117 75H118ZM124 73H125V71H124ZM129 73V72H128ZM135 73V72H134ZM133 73V74H134ZM140 73V72H139ZM144 73H146V71L144 72ZM155 73H153V74H155ZM210 73V72H209ZM262 73V72H261ZM10 74V73H9ZM15 74H17V73H15ZM18 74H19V72H18ZM76 74V73H75ZM74 74V75H75ZM122 74V73H121ZM125 74H127V73H125ZM149 74V73H148ZM170 74H171V78L169 77L170 76ZM208 74V73H207ZM3 75V74H2ZM4 75H5V73H4ZM10 75H12V74H10ZM32 75V74H31ZM34 75H36L35 73H34ZM33 75V76H34ZM43 75V74H42ZM54 75V74H53ZM71 75H73V74H71ZM88 75V74H87ZM86 75V76H87ZM112 75V74H111ZM138 75V74H137ZM191 75V74H190ZM209 75V74H208ZM1 76V75H0ZM29 76V75H28ZM47 76V75H46ZM56 76V75H55ZM57 76H58V74H57ZM64 76V75H63ZM67 76V75H66ZM70 75H68V80H69V77ZM99 76V75H98ZM114 76H116V75H114ZM113 76V77H114ZM129 76V75H128ZM140 76V75H139ZM143 76H145V75H143ZM154 76V75H153ZM255 76V77H254ZM19 77V76H18ZM25 77V76H24ZM74 77V76H73ZM72 77V78H73ZM78 77H79V75H78ZM106 77V76H105ZM118 77V76H117ZM120 77V76H119ZM130 77V76H129ZM192 77V76H191ZM195 77V76H194ZM196 77H198V75H196ZM234 77H239L238 79H240V77L241 78H243V79H245L246 80V82L247 83H249V84H253L254 86H252V84H251V89H250V91H248L249 89H243V87H242V85H238V87H236L235 86V84H233V82H234V80L232 79V78H234ZM257 77V78H256ZM8 78V77H7ZM21 78H23V77H21ZM27 78H29V77H27ZM27 78H25V79H27ZM62 78V77H61ZM67 77H65V79H66ZM131 78V77H130ZM153 78H155V77H153ZM6 79V78H5ZM13 79V78H12ZM20 79V78H19ZM37 79V78H36ZM59 79V78H58ZM63 79H64V77H63ZM63 79H62V81H63ZM103 79V78H102ZM123 79V78H122ZM132 79V78H131ZM145 79V78H144ZM149 79V78H148ZM205 79V80H204ZM207 79V80H206ZM43 80V79H42ZM60 80V79H59ZM67 80V79H66ZM80 80V79H79ZM119 80H121L120 78H119ZM132 80H134V79H132ZM184 80H185V82H184ZM188 80V79H187ZM231 80H233L231 83L235 86H233V87H231V83H230V81ZM11 81V80H10ZM50 81V80H49ZM61 81V80H60ZM70 81V80H69ZM77 81V80H76ZM105 82H106V79L104 80ZM124 81V80H123ZM122 81V82H123ZM135 81V80H134ZM134 81H132V82H134ZM147 81V80H146ZM149 81V80H148ZM190 81V80H189ZM14 82V81H13ZM21 82V81H20ZM30 82V81H29ZM29 82H28V84H29ZM32 82V81H31ZM35 82V81H34ZM51 82V81H50ZM57 82H58V80H57ZM65 82V81H64ZM109 83H110V80L108 81ZM108 82H107V84H108ZM121 82V83H122ZM188 82V81H187ZM191 82H192V79H191ZM196 82V81H195ZM244 82V81H243ZM3 83V82H2ZM1 83V84H2ZM6 83V82H5ZM10 83V82H9ZM17 83V82H16ZM61 83V82H60ZM136 83H137V81H136ZM144 83V82H143ZM190 83V82H189ZM194 83V82H193ZM239 83H241V82H239ZM238 83V81H237V84H239ZM261 83V84H262ZM19 84V83H18ZM58 85H59V83H57ZM57 84H50V85H53V86H57ZM62 84V83H61ZM104 84V83H103ZM113 84H115V82H113ZM112 84V85H113ZM127 84V83H126ZM129 84V83H128ZM134 84V83H133ZM196 84V83H195ZM231 84V85H230ZM5 85V84H4ZM7 85H9L8 83H7ZM12 85V84H11ZM65 85V84H64ZM64 85L62 86V87H64ZM80 85V84H79ZM78 85V86H79ZM83 85V84H82ZM101 85H102V83H101ZM106 85V84H105ZM109 85V84H108ZM124 85V84H123ZM122 85V86H123ZM131 85V84H130ZM136 85V84H135ZM138 85V84H137ZM186 85H188V83L186 84ZM6 86V85H5ZM26 86V85H25ZM28 86V85H27ZM30 86H31V84H30ZM48 86H49V84H48ZM103 86V85H102ZM114 86V85H113ZM117 86V85H116ZM193 86V85H192ZM29 87V86H28ZM46 87V86H45ZM104 87H106V86H104ZM118 87H119V84H118ZM124 87V86H123ZM123 87H121V89L123 88ZM128 87H129V85H128ZM127 87V88H128ZM138 87V86H137ZM136 87V88H137ZM262 87V88H263ZM11 88V87H10ZM14 88V87H13ZM31 88V87H30ZM32 88H34V87H32ZM107 88V87H106ZM114 88V87H113ZM146 88V87H145ZM184 88H185V86H184ZM190 88H191V86H190ZM250 88V87H249ZM259 88H261V87H259ZM5 89H6V87H5ZM4 89V90H5ZM25 89V88H24ZM29 89V88H28ZM41 89V88H40ZM43 89H44V87H43ZM59 89V88H58ZM76 89V88H75ZM89 89V88H88ZM133 89H134V87H133ZM264 89V88H263ZM6 90H8V89H6ZM5 90V91H6ZM14 90V89H13ZM31 90V89H30ZM34 90V89H33ZM32 90V91H33ZM52 90V89H51ZM64 90V89H63ZM68 90V89H67ZM72 90H73V88H72ZM87 90V89H86ZM85 90V91H86ZM116 90V89H115ZM135 90V89H134ZM137 90V89H136ZM136 90L135 91H131V94H132V92L134 93H136ZM144 90V89H143ZM60 91H62V90H60ZM89 91V90H88ZM113 91V90H112ZM111 91V92H112ZM118 91H120V90H118ZM186 91V90H185ZM236 91H238L237 93H239V98H238V102H233L234 103V106H233V108H231V107H229L228 109H225L224 108V110H220V111H218L216 108H214V105L215 104H213V102H211L210 100L208 101L207 100V96H210V95H213L212 96V99H213V97H214V95H220V96H223V95H221V94H227V96L229 95V96H231L232 94H233V92L235 93ZM261 91H262V89H261ZM10 92V91H9ZM59 92V91H58ZM67 92H69V91H67ZM74 92H76V91H74ZM102 92V91H101ZM145 92V91H144ZM144 92H143V94H144ZM23 93H25V90H24V92ZM22 93V94H23ZM26 93H27V91H26ZM60 93V92H59ZM73 93V92H72ZM138 93V92H137ZM136 93V94H137ZM146 93H148V91L146 92ZM3 92H2V90H1V88H0V104H4V103H6V102H4L5 100H4V97H3ZM10 94V93H9ZM35 94V93H34ZM34 94H33V96L32 97H34ZM70 94H71V92H70ZM86 94V93H85ZM89 93H87V95H88ZM93 94V93H92ZM123 94H125V93H123ZM142 94V93H141ZM140 94V95H141ZM225 94H224V96H225ZM236 94V93H235ZM234 94V95H235ZM35 95H37V94H35ZM38 95H40V94H38ZM42 95V94H41ZM57 95V94H56ZM69 95V94H68ZM84 95V94H83ZM94 95V94H93ZM92 95V96H93ZM118 95H120V94H118ZM126 95V94H125ZM148 95H151V94H148ZM233 95V96H234ZM64 96V95H63ZM73 96V95H72ZM71 95H70V97H72ZM79 96V95H78ZM99 96V95H98ZM109 96V95H108ZM115 96V95H114ZM120 96H122V93H121V95ZM127 96V95H126ZM132 96V95H131ZM219 96V97H220ZM229 96H228V98H227V100H229ZM9 97V96H8ZM13 97V96H12ZM30 97H31V95H30ZM29 97V98H30ZM41 97V96H40ZM57 97V96H56ZM60 97H61V95H60ZM74 97V96H73ZM101 97V96H100ZM109 97H111V96H109ZM129 97V96H128ZM142 97V96H141ZM146 97L148 98V97H150V96H147L146 95ZM248 97H250L251 98V100L253 99L258 105H256L255 106V108L254 109H252V108H250V109H248L247 110V103L245 104V100H246V98H248ZM11 98V97H10ZM51 98V97H50ZM59 98V97H58ZM75 98V97H74ZM87 98H90V97H87ZM95 98V97H94ZM93 98V99H94ZM102 98V97H101ZM126 98V97H125ZM210 98V97H209ZM208 98V99H209ZM234 98H235V96H234ZM60 99V98H59ZM95 99H97V97L95 98ZM105 99L107 100V98H106V95H105ZM124 99V98H123ZM134 99V98H133ZM136 99V101L138 100L137 98H135ZM203 99H206L207 101H205V100H203ZM221 99H222V97H221ZM224 99V98H223ZM225 99H226V97H225ZM232 99V98H231ZM236 99V98H235ZM39 100V99H38ZM53 100V99H52ZM79 100V99H78ZM91 100V99H90ZM102 100V99H101ZM121 100V99H120ZM140 100V99H139ZM226 100V101H227ZM8 101V100H7ZM27 101H28V99H27ZM33 101V100H32ZM59 101V100H58ZM57 101V102H58ZM63 101V100H62ZM83 101V100H82ZM88 101V100H87ZM95 101V100H94ZM105 101V100H104ZM103 101V102H104ZM110 101H112V100H110ZM124 102H126L125 100H123ZM130 101V100H129ZM134 101V100H133ZM147 100H145V102H146ZM213 101H214V99H213ZM220 101V100H219ZM247 101V100H246ZM9 102V101H8ZM46 102V101H45ZM56 102V101H55ZM81 102V101H80ZM79 102V103H80ZM84 102V101H83ZM92 102V101H91ZM107 102H108V100H107ZM117 102V101H116ZM119 102V101H118ZM130 102H132V99H131V101ZM215 102H217V101H215ZM230 102V101H229ZM30 103V102H29ZM42 102L40 101V104H41ZM48 103V102H47ZM46 103V104H47ZM72 103V100H71V102H69V105ZM75 103H76V101H75ZM87 103V102H86ZM85 103V104H86ZM144 103V102H143ZM218 103V102H217ZM216 103V105H218ZM221 103H222V101H221ZM31 105L33 104V103H30ZM39 104V105H40ZM93 104V103H92ZM91 104V105H92ZM107 104V103H106ZM106 104L104 105L101 101L99 102V100L97 99L96 101H95V103H94V105H93V108L91 109L92 111L94 110H97L98 111V113H101V114H99V116L101 115L102 116V118L103 117H105V119H108V118H112V119H115V105H113V102H112V106L111 107H109V106H106ZM109 104V103H108ZM127 104H128V102H127ZM138 104V103H137ZM139 104H140V102H139ZM142 104V103H141ZM140 104V105H141ZM213 105V107H212V105ZM223 104V103H222ZM228 104V103H227ZM22 105V104H21ZM58 105V104H57ZM61 105V104H60ZM65 105V104H64ZM80 105H82V103H80ZM79 105V106H80ZM123 105H126V104H123ZM134 105H135V103H134ZM229 105V104H228ZM25 106V105H24ZM23 106V107H24ZM42 106V105H41ZM40 106V107H41ZM49 106V105H48ZM75 106H76V104H75ZM75 106H73L74 108H75ZM120 106V105H119ZM132 106H133V104H132ZM221 106V105H220ZM232 106V105H231ZM2 107V106H1ZM0 107V108H1ZM33 106H31L30 107V105H29V108H32ZM65 107V106H64ZM125 107V106H124ZM123 107V108H124ZM143 107V106H142ZM218 107V106H217ZM224 107V106H223ZM225 107H226V105H225ZM228 107V106H227ZM252 107V106H251ZM6 109H7V107H5ZM5 108H3V109H5ZM45 108H47V107H45ZM70 108V107H69ZM73 108V109H74ZM88 108H89V106H88ZM119 108V107H118ZM137 108V107H136ZM135 108V110H137ZM141 108V107H140ZM2 109V110H3ZM6 109H5V111H6ZM17 109V108H16ZM28 109V108H27ZM33 109V108H32ZM35 109V108H34ZM72 109V110H73ZM77 110H78V107L76 108ZM85 109L87 110V107H85ZM222 109V108H221ZM31 110V109H30ZM44 109H42V111H43ZM57 110V109H56ZM64 110V109H63ZM89 110V109H88ZM139 111H140V109H138ZM25 111V110H24ZM48 112H49V110H47ZM70 111V110H69ZM74 111V110H73ZM82 111V110H81ZM92 111H87V113L89 112V114L88 115H91L92 116ZM118 111H120L121 112V109H118ZM144 111V110H143ZM2 112H4V111H2ZM2 112H1V114H2ZM45 112V111H44ZM43 112V113H44ZM62 112V111H61ZM71 112V111H70ZM76 112V111H75ZM85 112V111H84ZM145 112V111H144ZM143 112V113H144ZM234 112V113H233ZM29 114H30V112H28ZM63 113V112H62ZM83 113V112H82ZM119 113V112H118ZM232 113H233V116H231L232 115ZM4 114V113H3ZM2 114V115H3ZM8 114V113H7ZM7 114H4V116L2 117V119H1V123H2V126H4L5 127V129L8 131V133H10L11 134V136H10V138H9V140H10V142H9V146H8V149L10 150V153H11V156L14 158L13 160L15 161V164H14V166H16V169L18 170V174H17V176H18V179H20V181L18 180V179H15V180H13L12 181V183L10 184V188H8V190H9V196L7 197V198H5V200H1L0 201V264H44L43 262L44 261H42L41 259L42 258H40V255H38V254H40L39 253V251H40V249L41 248H45L46 250H48L49 249V247H50V249L53 247V254H54V264H115V256L117 255H119V256H124V255H128V258H130L129 260H128V258H126L127 260H126V262L128 263V264H134V262L133 263H130V261H135L137 258H136V256H138V259H139V252H138V250H139V245L141 246V244L145 241V240H147V239H162V240H166V241H168V246L166 247V246H159L160 247V249L162 250H160V259H166L167 258V260H169L171 263H173V264H210V262L211 263H214L215 262V259H216V257H214V256H212V254H211V250L213 249V248H215V247H217L219 244H221L222 245V243H225V244H227L228 245V247H229V251H228V248L226 249L227 250V252H228V254H226L227 255V257L223 254V256H225L226 257V260H224V259H222L223 260V262H225V263H219V264H264V235L263 236H259V238L258 237H256L257 239H252V238H248V237H245V238H241V237H239V236H235V234H234V236L233 235H227V234H225V233H223L222 235L219 233L218 235L217 234H214L215 236L211 239V240H208L206 243H204V244H199V241L201 240V238L203 237V235H204V237H205V234H207L206 233V231L208 230V228L210 229V226H211V224H210V221H211V219H210V221H207V220H203V218L201 219V220H195V217H196V219H197V217L198 216H200V212L199 211H197L196 210V207H197V209H199L200 208V206L201 205H199V206H196L197 205V202L199 201V192L201 191V190H203V186H204V182L202 181V179H204V175H200V172H201V169L199 170V171H195V169H196V167H195V169H193L195 172V174H197L195 177H193L192 178V175H191V183L190 182H188V180H187V183L188 184H185L186 182H185V180H184V187L186 188L185 189V191L182 189V186H181V189H182V191H183V193L181 194L182 195V197H181V199L180 200H182V198H183V203H182V205L179 207V205H177V203H176V201H175V196H174V191H173V189L172 188H168L169 186L168 185H166L165 184V178H163L162 176H159V177H157V185H158V188L157 187H155V189L154 190H151L150 192H147L148 194L147 195H149V197H150V199L152 198L153 199V201H155V200H158V201H160L161 202V206H160V213H155V212H153L154 210H153V206H155V205H153L152 206V204H154V203H151V208H152V210L150 211L149 209H146V211H143V212H148V215L149 216H151V215H153V214H155V218L156 219H154L155 220V224H153L154 226H152L151 227V229L150 230H148V231H146L145 233H143L144 231H137V233L135 234V235H133L134 237H133V244H131L132 245V247L131 248H128V246L127 245H129V244H127V243H124V242H121L120 241V243H117L116 242V240H115V235L114 234H116V233H113V235L114 236H112L111 235V233L109 234V231L108 230H110V231H114L115 229H117V228H113V226H114V224L112 223V221H110V223H111V225H110V223L109 222H106V221H104L103 219H104V217H103V214L105 213V211L107 210V209H109V210H111V212H112V217H113V214L115 215V209H114V207H115V205H114V207L112 206V199H109V200H107L105 197V199H103V197H101L100 196V194L101 193H99V192H97V190L96 191H94V188L93 187H95V184H94V182L92 181V180H90L89 182H87L88 184V186L90 185V187L91 188H93V189H89L90 187H88V189L90 190V191H94L93 192V194H92V196H93V198H92V200H91V202H89L88 204L86 203V205L85 204H82L81 202H79L80 204H78L77 205V207L75 208V210H73V213L74 214H76V215H73V216H75V218L74 219H71L72 221H73V223H72V226H70V227H72L73 228V230L75 231V232H80V235L81 234H83V236L86 238V241L87 242H83V243H81V244H79V243H76L75 242V240H74V238H73V235H72V233L70 232V230L71 229H69V225L67 224V225H65L64 224V222L65 221H54V220H52V219H50V221H48V222H50V225L51 224H53V225H51V228H53V227H55L54 228V230L52 229V233H48L47 231V233L44 235V239L43 240H41V241H39L38 239H36V240H38L39 242H37V244L36 243H34V241H33V233H29V235L27 234V236L25 235V233H24V231H22V230H20V229H14V227L16 226V224H20V222H22V223H24V225L25 226H28L30 229L34 226V229H35V223H36V221H38V219L39 218H45V217H49V215H50V217H52L51 216V213H49V212H47V214H45V212L43 213L42 211H40L39 209H38V207H37V204L39 203V202H46L47 200H50V199H48V196L44 193V185H46L47 184V182H46V184L44 183V180H45V178L43 179V173L44 172H42V171H46V170H44V168H45V166H46V164L47 163H43L44 162V160H43V162L41 163V162H37L38 160V157H41L42 156V154H46L47 156H45V158L46 159H48L49 158V160H50V158H51V160H52V162L53 161H62L63 160V162H61V164H59V165H61V167L62 168H64L67 172H69V176H71L70 178H78L77 179V181L76 182H78V181H80L79 179H80V177H79V174L77 173L78 172V170L75 172V170L78 168V163L80 162V163H82L83 161L81 160L82 159V157H84V155H85V153H87V149L86 150H84V149H76L75 147H74V143L72 144L71 143V139H70V134L72 133V131H69V129H66V131L64 132L63 130H62V128L61 129H59L58 127H56L54 124L56 123V122H54V124L53 125H51V124H49V122H48V126H46L47 128H49L50 129V132L49 133H45L46 135L44 136V138L43 139H40L41 141H40V143L37 145L38 147L36 148V150L35 151H33V147L36 145L35 144V141H33L34 139H31L30 137H29V135L28 134H22L21 133V136H20V138H19V141L17 142H14V140L16 139V136L14 135V133L12 134V132H11V124H9V122H8V118L6 119V116H7ZM56 114V113H55ZM64 114V113H63ZM68 114V113H67ZM73 114V113H72ZM76 114V113H75ZM75 114H74V117H76L75 116ZM140 114H142V111H141V113ZM6 115V116H5ZM16 115V114H15ZM21 115V114H20ZM46 115V114H45ZM47 115H48V113H47ZM84 115H85V113H84ZM97 115V114H96ZM147 115H145V116H147ZM27 116V115H26ZM43 116V115H42ZM53 116V115H52ZM56 116V115H55ZM61 116V115H60ZM68 116V115H67ZM80 116V115H79ZM86 116V115H85ZM98 116V115H97ZM149 116V117H150ZM18 117V116H17ZM16 117V118H17ZM23 117V116H22ZM51 117V116H50ZM58 117V116H57ZM81 117V116H80ZM87 117V116H86ZM94 118L96 117L95 115L93 116ZM118 117V116H117ZM116 117V118H117ZM48 118H49V116H48ZM48 118H47V121H48ZM52 118V117H51ZM73 118V117H72ZM77 118V117H76ZM75 118V119H76ZM96 118H98V117H96ZM102 118H100V119H102ZM147 118H148V116H147ZM21 120L23 119V118H20ZM29 119V118H28ZM75 119H74V121H75ZM99 119V118H98ZM104 119V118H103ZM109 119V120H110ZM124 119V118H123ZM122 119V120H123ZM21 120H20V122H21ZM26 120V119H25ZM39 120V119H38ZM43 120V119H42ZM57 120H59V119H57ZM68 120H70L69 118H68ZM67 120V121H68ZM77 120V119H76ZM88 120V119H87ZM86 120V121H87ZM89 120H91V118L89 119ZM88 120V121H89ZM125 120V119H124ZM227 120V121H226ZM36 121V120H35ZM34 121V122H35ZM79 121V120H78ZM78 121H77V123H78ZM82 121V120H81ZM85 121V122H86ZM96 121H97V119H96ZM106 121H108V120H106ZM114 121V120H113ZM130 120H128V122H129ZM19 122V123H20ZM24 122V121H23ZM42 122V121H41ZM61 122H63V121H61ZM65 122V121H64ZM84 122V121H83ZM110 122V121H109ZM115 122V121H114ZM233 123L234 124V126H236L237 124L236 123ZM17 123V122H16ZM16 123H15V125H16ZM22 123V122H21ZM45 123H46V121H45ZM67 123V122H66ZM74 123V122H73ZM88 122H86L85 124H87ZM92 123V122H91ZM90 122L88 123V124H91ZM94 123H95V121H94ZM99 124V122H96L95 124ZM101 123V122H100ZM103 123V122H102ZM121 123V122H120ZM127 123V122H126ZM131 123V122H130ZM133 123H136V122H134V120H133ZM223 123L221 124L222 125V127H223ZM229 123V122H228ZM23 124V123H22ZM44 124V123H43ZM69 124V123H68ZM78 124H80V122L78 123ZM123 124V123H122ZM121 124V125H122ZM137 124V123H136ZM151 124V123H150ZM168 124V123H167ZM216 124H219V123H216ZM225 124V123H224ZM20 126H21V124H19ZM33 125V124H32ZM31 125V126H32ZM35 125H36V122H35ZM47 125V124H46ZM59 126H60V123L58 124ZM63 125H64V123H63ZM67 125V124H66ZM83 125V124H82ZM92 125H93V123H92ZM115 125H117V123H115L114 124V126ZM170 125H172V124H170ZM215 125V124H214ZM228 125V124H227ZM226 125V126H227ZM231 125V124H230ZM13 126V125H12ZM77 126H79V125H77ZM81 126V125H80ZM86 126V125H85ZM89 126V125H88ZM102 127L104 126V124L103 125H101ZM106 126V125H105ZM112 126V125H111ZM114 126H112V127H114ZM118 126L120 127V124H118ZM118 126H116V127H118ZM125 126H127V125H125ZM132 126L134 127V125L132 124ZM130 127V129L132 128L133 129V127ZM139 126V125H138ZM211 126H213V124H211ZM220 126V125H219ZM62 127V126H61ZM67 127V126H66ZM66 127H64V129L66 128ZM69 127H71V126H69ZM83 127H84V125H83ZM116 127H114V128H110L109 130H103L102 132L100 131H97V130H93V132L92 133H94V134H91V135H95V136H98V134L99 133H101V136H102V134H109V135H111L112 137H115V128ZM128 127V126H127ZM205 127H204V129H205ZM210 127V126H209ZM228 127V126H227ZM237 127H239V125L238 126H236V128ZM34 128V127H33ZM40 128V127H39ZM38 128V129H39ZM45 128V127H44ZM78 128V127H77ZM77 128L75 129L76 131H78L77 130ZM89 128V127H88ZM93 128V127H92ZM105 128V127H104ZM123 128H125L124 127V124H123ZM122 128V129H123ZM129 128V127H128ZM137 128V127H136ZM202 128V127H201ZM225 128V127H224ZM240 128V127H239ZM246 128V127H245ZM251 128V127H250ZM24 129V128H23ZM43 129V128H42ZM71 129V128H70ZM73 129V128H72ZM79 129V128H78ZM81 129V128H80ZM83 129H86V128H83ZM120 129V128H119ZM118 129V130H119ZM127 129V128H126ZM131 129V130H132ZM202 130L203 132L205 131V130H207V129H205V130ZM210 129V128H209ZM216 129V128H215ZM238 129V128H237ZM29 130H30V128H29ZM45 130V129H44ZM44 130H42L43 132H45ZM88 130V129H87ZM124 130V129H123ZM123 130L121 131V132H123ZM130 130V131H131ZM185 130V131H184ZM212 130V129H211ZM225 130V129H224ZM230 130V129H229ZM235 130V129H234ZM248 130V129H247ZM251 130H254L253 128L251 129ZM24 131V130H23ZM70 133H68V132ZM75 131V132H76ZM91 131V130H90ZM117 131V130H116ZM126 131V130H125ZM130 131H128L127 130V132H129L130 133ZM133 131V132H134ZM210 131V130H209ZM236 131V130H235ZM234 131V132H235ZM6 132V131H5ZM25 132V131H24ZM31 132V131H30ZM39 132V131H38ZM89 132V131H88ZM87 131H85V132H81V134L83 133V135H84V133H86V137H84L83 135V138H85V139H87V135L89 134ZM118 132V131H117ZM126 132V133H127ZM193 132H194V134H193ZM0 133H2V130H1V132ZM34 133V132H33ZM74 133V132H73ZM78 133V132H77ZM80 133V132H79ZM78 133V134H79ZM88 133V134H87ZM119 133H120V131H119ZM118 133V134H119ZM205 134L207 133L206 131L204 132ZM231 133V132H230ZM236 133V132H235ZM235 133H234V135H235ZM6 134V133H5ZM31 134V133H30ZM76 134V133H75ZM75 134H73V136H75ZM120 134H123L124 135V133H120ZM200 134H201V132H200ZM199 134V135H200ZM219 134V133H218ZM222 134H224V133H222ZM257 134V133H256ZM36 135H38L37 133H36ZM77 135V134H76ZM91 135H89L90 137H91ZM103 135V136H104ZM131 134H129L128 136H130ZM233 135V134H232ZM261 135V134H260ZM31 136V135H30ZM40 136V135H39ZM38 136V137H39ZM81 135H79V137H80ZM100 136V135H99ZM100 136V137H101ZM127 136V137H128ZM206 136V138H207V135H205ZM225 136V135H224ZM227 136V135H226ZM241 136V135H240ZM248 136V135H247ZM250 136L252 137V134H250ZM253 136H255V138L257 137V135H254V133H253ZM37 137V136H36ZM38 137L36 138V139H38ZM78 137V136H77ZM109 137V136H108ZM222 136H220V138H221ZM233 137V136H232ZM250 137V138H251ZM261 137V136H260ZM7 138V137H6ZM18 138V137H17ZM34 138H35V136H34ZM73 138V137H72ZM97 138V137H96ZM120 138V137H119ZM129 138V137H128ZM199 138V137H198ZM202 138H203V136H202ZM205 138V137H204ZM205 138V139H206ZM219 138V137H218ZM244 138H245V136H244ZM243 138V139H244ZM3 139V138H2ZM5 139V138H4ZM76 139V138H75ZM78 139V138H77ZM81 139V138H80ZM90 140H91V138H89ZM89 139H87V140H89ZM93 139V138H92ZM103 139V138H102ZM104 139H106V138H104ZM103 139V140H104ZM114 139V138H113ZM132 139H134L133 138V136H132ZM136 139V138H135ZM183 139V138H182ZM204 139V140H205ZM209 139V138H208ZM225 139V138H224ZM234 140H236L235 138H233ZM239 139V138H238ZM237 139V140H238ZM242 139V138H241ZM248 139V138H247ZM252 139H253V137H252ZM263 139V138H262ZM89 140V141H90ZM96 141H97V139H95ZM95 140H94V142H95ZM108 140V139H107ZM117 140V139H116ZM120 140V139H119ZM119 140H118V142H119ZM187 140V141H188ZM201 140H203V139H201ZM203 140V141H204ZM245 140V139H244ZM249 140V139H248ZM254 140V139H253ZM264 140V139H263ZM73 141H74V139H73ZM89 141H87V143H85V144H87V145H89L88 144V142ZM93 141V140H92ZM115 141V140H114ZM136 141H137V139H136ZM161 141V140H160ZM165 141V140H164ZM166 141H167V139H166ZM175 142V143H178V142ZM203 141H201L202 143H203ZM206 141H207V139H206ZM205 141V142H206ZM231 141V140H230ZM230 141H228V142H230ZM246 141V140H245ZM244 141V142H245ZM249 141H251V139L249 140ZM36 142H38V140L36 141ZM143 142V141H142ZM186 142V141H185ZM198 142V141H197ZM201 142H199V143H201ZM218 142V141H217ZM225 142H227V141H225ZM227 142V143H228ZM238 142H240V140L238 141ZM242 143H243V141H241ZM241 142H240V144H241ZM259 142V141H258ZM3 143V142H2ZM76 143H79V144H81L80 142H76ZM84 143V142H83ZM107 143V142H106ZM105 143V144H106ZM110 143V142H109ZM136 143V142H135ZM164 143V142H163ZM182 143V142H181ZM213 143V142H212ZM216 143V142H215ZM214 143V144H215ZM235 143H236V141H235ZM251 143H252V141H251ZM7 144V143H6ZM98 144V143H97ZM102 144V143H101ZM113 144V143H112ZM114 144H115V142H114ZM117 144H119V143H117ZM136 144H138V143H136ZM140 144V143H139ZM143 144V143H142ZM169 144V143H168ZM170 144H174V143H171L170 142ZM168 145V146H171V145ZM218 144V143H217ZM261 144V143H260ZM5 145V144H4ZM77 145V144H76ZM100 144H98V146H99ZM110 145V144H109ZM178 145H179V143H178ZM199 144H197V146H198ZM201 145V144H200ZM212 145V144H211ZM210 145V146H211ZM223 145H225V144H223ZM227 145V144H226ZM225 145V147H227ZM238 145V144H237ZM245 145V144H244ZM247 145V144H246ZM251 144H249V146H250ZM262 145V144H261ZM112 146V145H111ZM165 146V145H164ZM184 146V145H183ZM195 146H196V143H195ZM197 146H196V148H197ZM217 147H218V145H216ZM248 146V147H249ZM1 147V146H0ZM5 147H7V145L5 146ZM77 147H78V145H77ZM84 147H85V145H84ZM94 147H96L95 146V144H94ZM113 147V146H112ZM119 147V146H118ZM182 147V146H181ZM233 147H235V145L233 146ZM257 147V146H256ZM3 148V147H2ZM78 148H80V146L78 147ZM91 148V147H90ZM101 148H103V147H101ZM108 148V147H107ZM117 148V147H116ZM120 148H122V147H120ZM165 148V147H164ZM166 148H168L167 146H166ZM188 148V147H187ZM195 148V149H196ZM203 148V147H202ZM214 148V147H213ZM245 148V147H244ZM35 149V148H34ZM100 149V148H99ZM99 149H97V151L99 150ZM104 149V148H103ZM110 149V148H109ZM182 149H185V147L184 148H182ZM191 149V148H190ZM238 149H239V147H238ZM89 150V149H88ZM94 150V149H93ZM95 150H96V148H95ZM94 150V151H95ZM105 150V149H104ZM114 150V149H113ZM129 150H128V152H129ZM176 150V149H175ZM225 150V149H224ZM243 150V149H242ZM247 150V149H246ZM250 150V149H249ZM260 151H261V156L262 157H264V142H263V145L262 146H260V149H259ZM5 151V150H4ZM94 151H93V153H94ZM108 151H110V150H108ZM117 151H118V149H117ZM119 151H122V150H119ZM118 151V152H119ZM172 151H174V149L172 150ZM184 151V150H183ZM211 151V150H210ZM217 151V149H215V152ZM227 151H229V150H227ZM240 151V150H239ZM253 151H255V149L253 150ZM257 151V150H256ZM6 152H8V151H6ZM101 152V151H100ZM115 152H116V150H115ZM123 152H124V150H123ZM203 152V151H202ZM214 152V151H213ZM231 152V151H230ZM238 152V151H237ZM247 153H249L248 151H246ZM89 153V152H88ZM87 153V154H88ZM109 153V152H108ZM112 153V152H111ZM114 153V152H113ZM160 153V152H159ZM165 152L163 151V154H164ZM181 153H183V152H180V154ZM205 153V152H204ZM204 153H203V155H204ZM212 153V152H211ZM224 153V152H223ZM231 153H233V152H231ZM245 153V152H244ZM247 153L245 154V155H247ZM258 153V152H257ZM100 154H102V153H100ZM103 154H104V152H103ZM116 154H118V153H116ZM129 154V153H128ZM161 154V153H160ZM180 154H178V155H180ZM194 154V153H193ZM210 154V153H209ZM225 155L227 154V153H224ZM239 154H241V151L239 152ZM252 154V153H251ZM253 154H255L254 152H253ZM7 155V154H6ZM90 155H91V152H90ZM98 155V154H97ZM105 155V154H104ZM119 155H121V156H123L122 154H119ZM174 155V154H173ZM172 155V156H173ZM182 155V154H181ZM201 155V154H200ZM220 155V154H219ZM218 155V156H219ZM235 155V154H234ZM244 155V154H243ZM250 155V154H249ZM2 156V155H1ZM110 156H112V155H110ZM116 156H118V155H116ZM120 156V157H121ZM158 156H160V155H158ZM162 156V155H161ZM183 156V155H182ZM224 156V155H223ZM222 156V157H223ZM229 156V155H228ZM256 156V155H255ZM259 156V155H258ZM8 157V156H7ZM6 157V158H7ZM42 157H44V156H42ZM90 157H92V156H90ZM96 157H99V156H96ZM102 157V156H101ZM128 157V156H127ZM135 157V156H134ZM174 157V159H175V156H173ZM181 157V156H180ZM184 157V156H183ZM204 157V156H203ZM217 157V156H216ZM215 157V159L217 160V158ZM226 157V156H225ZM251 157V156H250ZM85 158H86V155H85ZM84 158V159H85ZM110 158V157H109ZM205 158H206V156H205ZM211 158V157H210ZM213 158V157H212ZM227 158V157H226ZM233 158V156L231 157V159ZM234 158L236 159V157L234 156ZM254 158V157H253ZM8 159V158H7ZM10 159V158H9ZM43 159V158H42ZM45 159V160H46ZM115 159V158H114ZM122 159V158H121ZM181 159V158H180ZM234 159V160H235ZM258 159V158H257ZM264 159V158H263ZM1 160V159H0ZM3 160V159H2ZM37 160V161H36ZM87 160V159H86ZM94 161H95V159H93ZM103 160V159H102ZM111 160V159H110ZM115 160H119V158L118 159H115ZM131 160V159H130ZM159 160V159H158ZM209 160V159H208ZM211 160H214V159H211ZM230 160V158L228 159V161ZM238 161H240V159H237ZM242 161H244L245 159L243 158V159H241ZM48 161V160H47ZM82 161V162H81ZM114 161V160H113ZM112 161V162H113ZM120 161V160H119ZM131 161H134V160H131ZM180 161V160H179ZM222 161H223V159H222ZM250 162H251V160H249ZM264 161V160H263ZM4 162V161H3ZM6 162V161H5ZM8 162V161H7ZM12 162V161H11ZM96 162H97V159H96ZM111 162V161H110ZM159 162H160V160H159ZM174 162V161H173ZM172 162V163H173ZM197 162V161H196ZM217 162V161H216ZM216 162H215V165H216ZM220 162V160L218 159V163ZM232 162H234L233 161V159H232ZM248 162V161H247ZM249 162V163H250ZM262 162V161H261ZM14 163V162H13ZM89 163V162H88ZM99 163H101V162H99ZM104 163V162H103ZM114 163H116V162H114ZM124 163V162H123ZM175 163H176V161H175ZM175 163H173L172 164V166L174 165L175 166ZM199 163L201 164V165H203V161L201 162V160L199 161ZM222 163H224V162H222ZM246 163V162H245ZM260 163V162H259ZM263 163V162H262ZM261 163V164H262ZM3 164V163H2ZM53 164H54V162H53ZM57 164V163H56ZM98 164V163H97ZM105 164V163H104ZM107 164V163H106ZM122 164V163H121ZM120 164V165H121ZM124 164H126L127 165V163H124ZM130 164V163H129ZM132 164V163H131ZM135 164H137V163H135ZM140 164V165H141ZM194 164V163H193ZM207 164V163H206ZM220 164V163H219ZM231 164V163H230ZM239 164L241 165V163L239 162ZM243 164V163H242ZM246 164H248V163H246ZM49 165V164H48ZM47 165V166H48ZM58 165V164H57ZM57 165H56V167H57ZM86 165H88V164H86ZM103 165V164H102ZM110 165V164H109ZM108 165V166H109ZM119 165V164H118ZM199 164H197V166H198ZM215 165H213V166H215ZM223 165V164H222ZM237 165V164H236ZM239 165V166H240ZM243 165H245V164H243ZM252 165H254V163H252ZM4 166H6V164L4 165ZM13 165H11V167H12ZM13 166V167H14ZM51 166V165H50ZM82 167H83V165H81ZM105 166H107V165H105ZM134 166V165H133ZM137 166V165H136ZM136 166L134 167V168H136ZM194 166V165H193ZM206 166V165H205ZM211 166V165H210ZM219 166V165H218ZM217 166V167H218ZM9 165H8V167L7 168H10L11 169V171H12V168H11ZM52 167V166H51ZM51 167H50V169H51ZM81 167V168H82ZM88 167H89V165H88ZM91 167V166H90ZM97 167H98V165H97ZM104 166H102V168H103ZM109 167H111V166H109ZM113 167H115V165L113 166ZM117 167V166H116ZM122 167V166H121ZM129 167V166H128ZM160 167V166H159ZM180 167V166H179ZM203 167V166H202ZM207 167V166H206ZM208 167H209V165H208ZM216 167V166H215ZM215 167H214V170H215ZM237 167V166H236ZM241 167H243L242 165L240 166V168ZM248 167V166H247ZM253 167V166H252ZM256 167V166H255ZM263 167H264V165H263ZM7 168L5 169L4 168V170H7ZM48 168H49V166H48ZM55 168V167H54ZM75 168V169H74ZM84 168H85V166H84ZM133 168V167H132ZM161 168V167H160ZM198 168V167H197ZM213 168V167H212ZM229 168H230V166H229ZM233 168V167H232ZM246 168V167H245ZM15 169V170H16ZM53 169V168H52ZM60 169V168H59ZM58 168H56V171H55V169H54V171L55 172H57V173H55L56 175H55V181L58 183V179H59V176L60 175H58V172L59 171H57V170H59ZM114 169H116V168H114ZM114 169H113V171H114ZM122 169H124V168H122ZM128 169V168H127ZM131 168L129 167V170H130ZM139 169V168H138ZM184 169V168H183ZM199 169V168H198ZM206 169V168H205ZM208 169V168H207ZM218 169V168H217ZM222 169V168H221ZM257 169H258V167H257ZM256 169V170H257ZM2 170V169H1ZM0 171L1 173H3L4 172V174H5V172L6 171ZM9 170V169H8ZM7 170V171H8ZM15 170H13V171H15ZM49 170V169H48ZM61 170V169H60ZM81 170V169H80ZM87 170V169H86ZM85 170V171H86ZM89 170V169H88ZM91 170H93L94 171V169H91ZM110 170H112V169H110ZM120 170V169H119ZM140 170V169H139ZM139 170H137V171H139ZM142 170V169H141ZM151 170V169H150ZM171 170V169H170ZM192 169L190 168V171H191ZM211 170V169H210ZM227 170V169H226ZM232 170H236V169H232ZM231 170V171H232ZM242 170H244V169H242ZM262 170V169H261ZM51 171H53V170H51ZM63 171V170H62ZM62 171H61V173H62ZM95 171H96V169H95ZM100 171V170H99ZM106 171V170H105ZM113 171H111V172H113ZM146 171H148V170H146ZM205 171V170H204ZM204 171H203V173H204ZM238 170H236V172H237ZM239 171H241V169L239 170ZM48 172V171H47ZM87 172V171H86ZM85 172V173H86ZM96 172H98V171H96ZM116 172V171H115ZM122 172V171H121ZM129 172V171H128ZM127 171H126V173H128ZM133 171L131 170V176H130V178H132V175L135 173L136 174V172H133ZM140 172V171H139ZM142 172V171H141ZM140 172V173H141ZM159 172V171H158ZM176 172V171H175ZM192 172V171H191ZM206 172V171H205ZM235 172V173H236ZM263 172V171H262ZM0 173V174H1ZM8 173V172H7ZM10 173H13V172H9L8 174H10ZM51 173H53V172H51ZM91 173V172H90ZM100 173H102V171L100 172ZM104 173V172H103ZM106 173V172H105ZM108 173V172H107ZM114 173V172H113ZM125 172H124V174H126ZM178 173V172H177ZM210 173V172H209ZM261 172H259V174H260ZM7 174V175H8ZM16 174V173H15ZM47 174V173H46ZM59 174H60V172H59ZM65 174V173H64ZM63 174V175H64ZM95 174V173H94ZM94 174H92V175H94ZM116 174V173H115ZM121 174V173H120ZM123 174V173H122ZM123 174V175H124ZM142 174H144V173H142ZM215 174V173H214ZM232 174V173H231ZM233 174H234V171H233ZM63 175H61V176H63ZM66 175H68V174H66ZM65 175V176H66ZM87 175V174H86ZM109 175V174H108ZM152 175V174H151ZM151 175H150V177H151ZM156 175V174H155ZM159 175H160V173H159ZM170 175V174H169ZM177 175V174H176ZM205 175H207V174H205ZM211 175H212V173H211ZM235 175H237V174H235ZM234 175V176H235ZM51 176L52 175H50V178H51ZM81 176V175H80ZM87 176H89V173H88V175ZM100 175H98V177H99ZM107 176V175H106ZM120 176V175H119ZM129 176H127V177H129ZM138 176V175H137ZM136 176V177H137ZM157 176V175H156ZM168 176V175H167ZM172 176V175H171ZM186 176V175H185ZM218 176L219 175H216V177L218 178ZM263 176V175H262ZM2 177H3V175H2ZM1 177V175H0V179L2 178ZM67 177V176H66ZM97 177V178H98ZM112 177V176H111ZM115 177V176H114ZM149 177V176H148ZM220 177V176H219ZM14 178H15V176H14ZM62 178V177H61ZM105 178V177H104ZM124 178V177H123ZM134 178V177H133ZM168 178V177H167ZM186 178V177H185ZM189 178H190V176H189ZM205 178H207V176L205 177ZM243 178H244V176H243ZM257 177H255V179H256ZM263 178H264V176H263ZM100 179V178H99ZM115 178H113V180H114ZM138 179V178H137ZM136 179V180H137ZM150 179V178H149ZM170 179V178H169ZM174 179H176V178H174ZM173 179V180H174ZM215 179V178H214ZM220 179H222V178H220ZM224 179V178H223ZM228 179H229V177H228ZM245 179V178H244ZM251 179V178H250ZM252 179H254V178H252ZM251 179V180H252ZM7 180V179H6ZM9 180V179H8ZM22 180H24V183L26 182V185H27V187H26V189L24 190V191H22V193L24 194V199H25V202L27 201V207H28V209H27V212L29 213L28 214V216H27V218L25 217V216H22V212L24 213L25 212V210L24 211H22V212H20V208H21V203H20V207L17 205V203H15L14 202V200H16L15 198H16V195H17V193L19 192L20 193V191L21 190H23L24 188H21L20 189V187H21V185H20V183H21V181ZM63 180V179H62ZM70 180V179H69ZM68 179H67V183H68V181H69ZM104 180V179H103ZM116 180V179H115ZM125 180V179H124ZM131 180V179H130ZM140 180H143V178L142 179H140ZM139 180V181H140ZM172 180V179H171ZM226 180V179H225ZM242 180V179H241ZM2 181H3V179H2ZM61 181V180H60ZM59 181V182H60ZM66 181V180H65ZM64 181V182H65ZM95 181H97V180H95ZM99 181V180H98ZM105 181H107L106 179H105ZM119 181V180H118ZM121 181V180H120ZM133 181H135V179H133ZM138 181V182H139ZM150 181H153V180H151L150 179ZM219 181V180H218ZM244 181V180H243ZM243 181H242V183H243ZM245 181H246V179H245ZM244 181V183H246ZM248 181H250V180H248ZM247 181V182H248ZM1 182V181H0ZM9 182V181H8ZM50 182V181H49ZM56 182H55V184H56ZM63 182V183H64ZM107 182H109V181H107ZM107 182H103V183H107ZM116 182V181H115ZM122 182V181H121ZM127 182V181H126ZM125 182V183H126ZM252 182V181H251ZM258 182V181H257ZM5 183V182H4ZM62 182H61V184H63ZM66 183V184H67ZM70 183V182H69ZM71 183H73L72 181H71ZM71 183H70V185H71ZM150 183V182H149ZM148 183V184H149ZM153 184H154V182H152ZM151 183V184H152ZM170 183H172V181L170 182ZM180 183V182H179ZM225 183V182H224ZM243 183V184H244ZM60 184V183H59ZM66 184H65V188H64V190L66 189ZM75 184V183H74ZM80 184H82V183H80ZM86 184V183H85ZM84 184V185H85ZM117 184V183H116ZM116 184H112L113 185V187H115V185ZM146 184V183H145ZM216 184V183H215ZM232 184V183H231ZM250 184H252V183H250ZM257 184V183H256ZM77 185V184H76ZM79 185V184H78ZM102 185H104V184H102ZM107 185V184H106ZM122 185H125V184H122ZM136 185V184H135ZM177 185V184H176ZM234 185V184H233ZM242 185V184H241ZM246 185H248L249 186V184H246ZM255 185V184H254ZM253 185V186H254ZM47 186H48V184H47ZM67 186H69V185H67ZM83 186V185H82ZM81 186V187H82ZM99 186V185H98ZM109 186V185H108ZM118 186V185H117ZM128 186V185H127ZM131 186V185H130ZM129 186V187H130ZM132 186H133V183H132ZM139 186V185H138ZM138 186L136 187V188H138ZM168 186V187H167ZM178 186V185H177ZM245 186V185H244ZM257 186V185H256ZM256 186H254V187H256ZM54 187H56V186H54ZM58 187V186H57ZM60 187V186H59ZM75 187V186H74ZM100 187V186H99ZM98 187V188H99ZM112 187V188H113ZM176 187V186H175ZM234 187V186H233ZM246 187V186H245ZM251 187V186H250ZM253 187V191L255 190H257V189H255ZM260 186H258V189H261V187L259 188ZM61 188V187H60ZM68 188V187H67ZM102 188V187H101ZM118 188V187H117ZM126 188V187H125ZM124 188V189H125ZM147 188H148V185H147ZM146 188V189H147ZM157 188V189H156ZM178 188H179V186H178ZM224 188V187H223ZM240 188H243V187H240ZM7 189V188H6ZM49 189H50V187H49ZM54 189V188H53ZM53 189H52V191H53ZM76 189V188H75ZM78 189V188H77ZM82 189V188H81ZM143 189V188H142ZM149 189V188H148ZM150 189H152V188H150ZM1 190V189H0ZM4 190V189H3ZM48 190V189H47ZM68 190H70V189H68ZM105 190V189H104ZM114 190H116V189H114ZM122 191H123V189H121ZM138 190H140V189H138ZM246 191L248 190V189H245ZM250 191H251V189H249ZM262 190V189H261ZM49 191V190H48ZM74 191V190H73ZM75 191H77V190H75ZM80 191V190H79ZM82 191V190H81ZM103 191V190H102ZM121 191V192H122ZM145 191V190H144ZM143 191V192H144ZM177 191V190H176ZM219 191V190H218ZM232 191V190H231ZM240 191V190H239ZM244 191V190H243ZM249 191V192H250ZM254 191V192H255ZM263 191V190H262ZM2 192V191H1ZM5 192V191H4ZM3 192V193H4ZM63 192V191H62ZM61 192V193H62ZM130 192V191H129ZM133 192V191H132ZM146 192V191H145ZM144 192V193H145ZM235 192V191H234ZM245 192V191H244ZM244 192H242V193H244ZM248 192V191H247ZM253 192V193H254ZM6 193V192H5ZM50 193V192H49ZM51 193H53V192H51ZM60 193V192H59ZM60 193V194H61ZM73 193V192H72ZM78 193V192H77ZM83 193H84V191H83ZM116 193H118V192H116ZM124 193V191L122 192V194ZM60 194H59V196H60ZM66 194V193H65ZM64 194V195H65ZM79 194V193H78ZM85 194V193H84ZM105 194V193H104ZM110 194V193H109ZM109 194H108V196H109ZM113 194H115V193H113ZM133 194H134V192H133ZM137 193L135 192V195H136ZM142 194V193H141ZM178 194V193H177ZM245 194H247L246 192H245ZM254 194H257V193H254ZM20 195V194H19ZM56 195H57V193H56ZM63 195V196H64ZM76 195V194H75ZM181 195H179V196H181ZM214 195V194H213ZM240 195V194H239ZM248 195V194H247ZM250 195L252 196L253 194H251L250 193ZM51 196H53V195H51ZM105 196V195H104ZM114 196V195H113ZM116 196V195H115ZM131 196V195H130ZM134 196V195H133ZM137 196H138V194H137ZM178 196V195H177ZM217 196V195H216ZM246 196V195H245ZM6 197V196H5ZM50 197V196H49ZM146 197V196H145ZM148 197V198H149ZM210 197H213L212 195H210ZM209 197V198H210ZM220 197V196H219ZM219 197H214V199L212 198L211 200H210V205L212 204L213 205V207H217L218 206V203H219ZM240 197H241V195H240ZM248 197H249V195H248ZM20 198V197H19ZM50 198H52V197H50ZM66 198H68V197H66ZM72 198V197H71ZM76 198V197H75ZM89 198V197H88ZM109 198V197H108ZM133 198V197H132ZM180 198V197H179ZM21 199V198H20ZM53 199V198H52ZM81 199V198H80ZM83 199V198H82ZM121 199V197L119 198V200ZM129 199V198H128ZM152 199H151V201H152ZM208 199V198H207ZM207 199H206V202L208 203V201H207ZM222 199V198H221ZM251 199V198H250ZM249 199V200H250ZM262 199V198H261ZM61 200V199H60ZM73 200V199H72ZM104 200V201H103ZM129 200H131V199H129ZM133 200V199H132ZM148 200V199H147ZM177 200V199H176ZM205 200V199H204ZM53 201H54V199H53ZM57 201V200H56ZM64 201V200H63ZM74 201V200H73ZM75 201H79V199L78 200H75ZM121 201V200H120ZM150 201V200H149ZM221 201H223V200H221ZM18 202V201H17ZM65 202V201H64ZM64 202H61V203H59L58 204V202H57V207L59 206V208H61V210L63 211V212H72V210H71V208L69 209V207L68 206H66V205H64L63 203ZM129 202V201H128ZM204 202V201H203ZM203 202H201L200 204H202ZM224 202V201H223ZM47 203V202H46ZM53 203V202H52ZM52 203H51V205H52ZM55 203V202H54ZM116 203V202H115ZM121 203V202H120ZM157 203V202H156ZM207 203H205L204 205H206ZM240 203V202H239ZM241 203H243V202H241ZM40 204V203H39ZM38 204V205H39ZM70 204V203H69ZM124 204V203H123ZM122 204V205H123ZM131 204V203H130ZM144 204V203H143ZM150 204V203H149ZM180 204V203H179ZM220 204V203H219ZM23 205V204H22ZM25 205V204H24ZM55 204H53L52 206H54ZM121 205V204H120ZM177 205V206H176ZM211 205V206H212ZM222 205H224V204H222ZM236 205H237V203H236ZM241 205V204H240ZM47 206V205H46ZM46 206H44V207H46ZM70 206V205H69ZM112 206V207H111ZM128 206H129V203H128ZM131 206H132V204H131ZM141 206V205H140ZM145 206V205H144ZM157 206V205H156ZM207 206H208V204H207ZM24 207V206H23ZM40 207V206H39ZM42 207V206H41ZM51 207V206H50ZM71 207V206H70ZM120 207V206H119ZM209 207V206H208ZM224 207V206H223ZM25 208V207H24ZM72 208H74V207H72ZM120 208H122V206L120 207ZM132 208V207H131ZM134 208V207H133ZM146 208V207H145ZM207 208V207H206ZM246 208V207H245ZM20 209V210H19ZM50 209V208H49ZM54 209H55V207H54ZM119 209V208H118ZM127 209H128V207H127ZM137 209V208H136ZM135 209V210H136ZM139 209V208H138ZM141 209V208H140ZM155 209V208H154ZM158 209V208H157ZM203 209V208H202ZM209 209V208H208ZM215 209V208H214ZM214 209H213V211H214ZM48 210V209H47ZM59 210V209H58ZM57 210V211H58ZM60 210V211H61ZM122 210V209H121ZM131 210V209H130ZM142 210V209H141ZM156 210V209H155ZM194 210H196L197 211V213L199 214H197L196 212H194ZM203 210H206L205 209V206H204V209ZM203 210H201L202 211V213H203ZM211 210V209H210ZM45 211H46V209H45ZM49 211H51V209L49 210ZM55 211V210H54ZM59 211V213H61ZM108 211V210H107ZM133 211H134V209H133ZM136 211H138V210H136ZM162 211V212H161ZM208 211V210H207ZM52 212V211H51ZM62 212V213H63ZM81 212H83V213H87V215L90 217V219L88 220V221H86V222H84L83 223V221L82 222H80V215L82 214ZM120 212V211H119ZM119 212H118V215H119ZM159 212V211H158ZM205 212V211H204ZM210 212V211H209ZM216 212V211H215ZM261 212V215H260V213H259V216H262V217H264V207H263V209L260 211ZM117 213V212H116ZM122 213V212H121ZM128 213V212H127ZM139 213V212H138ZM137 213V214H138ZM207 213V212H206ZM205 213V214H206ZM214 213V212H213ZM27 214V213H26ZM57 214V213H56ZM68 214H71V213H68ZM67 214V215H68ZM107 214V213H106ZM141 214V213H140ZM198 216H197V215ZM62 215V214H61ZM60 215V216H61ZM66 215V214H65ZM109 215H111V213L109 214ZM108 215V216H109ZM117 214H116V216H118ZM125 215V214H124ZM136 215V213H132V216L134 217ZM145 215H147V214H145ZM239 215V214H238ZM9 217V219L11 218V222H9L8 224H5V223H7V220L6 221H3V220H5L7 217ZM54 216H56V215H54ZM59 216V215H58ZM121 216V215H120ZM144 216V215H143ZM202 216H203V214H202ZM201 216V217H202ZM205 216V215H204ZM203 216V217H204ZM207 216V215H206ZM215 216V215H214ZM258 216V217H259ZM47 217V218H48ZM82 217V216H81ZM119 217V216H118ZM121 217H123V215L121 216ZM125 217H127L126 215H125ZM124 217V218H125ZM144 217H146L147 218V216H144ZM153 217V216H152ZM209 217V216H208ZM207 217V218H208ZM59 218V217H58ZM57 218V219H58ZM65 219H66V217H64ZM116 218V217H115ZM120 218V217H119ZM129 218V219H128ZM130 218L131 217H127L122 223H123V225H125L127 228H128V230H130V231H132L136 226V224L135 225H132V223H131V221H130ZM154 218V217H153ZM238 218H239V216H238ZM49 219V218H48ZM47 219V220H48ZM61 219H63V218H61ZM109 219H111V218H109ZM108 219V220H109ZM188 220V221H190V223L188 222V221H186V223H185V220ZM43 220V219H42ZM41 220V221H42ZM59 220V219H58ZM82 220V219H81ZM84 220V219H83ZM116 220V219H115ZM119 220V219H118ZM121 220V219H120ZM150 220H151V217H150ZM153 220V221H154ZM40 221V222H41ZM145 221V220H144ZM146 221H147V219H146ZM43 222V221H42ZM103 222V223H102ZM116 221H114V223H115ZM188 222V223H187ZM214 222V221H213ZM44 223V222H43ZM100 223H102L101 225L102 226H99L100 225ZM42 224V223H41ZM116 225H120V223L119 224H117V223H115ZM186 224V225H185ZM262 224V223H261ZM48 225V224H47ZM23 226V225H22ZM21 226V227H22ZM38 226H39V224H38ZM43 226H44V224H43ZM42 226V227H43ZM135 226V227H134ZM150 226V225H149ZM18 227V226H17ZM27 227V228H28ZM41 227V228H42ZM115 227V226H114ZM120 227H121V225H120ZM137 228V227H136ZM140 228H142V226L140 227ZM33 229V230H34ZM40 229V228H39ZM43 229V228H42ZM123 229V228H122ZM233 229V228H232ZM26 231H27V229H25ZM46 230H48V229H46ZM120 230V229H119ZM220 230V229H219ZM231 230V229H230ZM29 231V230H28ZM42 231V230H41ZM45 231V230H44ZM120 231H122V230H120ZM222 231V230H221ZM115 232H118L117 230L115 231ZM124 232V231H123ZM129 232V231H128ZM208 232V231H207ZM37 233V232H36ZM131 233V232H130ZM41 234V233H40ZM79 234V233H78ZM77 234V235H78ZM133 234V233H132ZM229 234V233H228ZM245 234V233H244ZM243 234V235H244ZM263 234V233H262ZM36 235V234H35ZM116 235H118V234H116ZM208 235H210V234H208ZM257 235V234H256ZM37 236V235H36ZM40 236V235H39ZM211 236V235H210ZM76 237H78V236H76ZM80 237V236H79ZM203 237V238H204ZM38 238V237H37ZM126 238V237H125ZM83 239V238H82ZM82 239H81V241H82ZM123 239V238H122ZM127 239V238H126ZM85 240V239H84ZM118 240V239H117ZM206 240H207V238H206ZM126 242V241H125ZM148 242H149V240H148ZM128 243H130V242H128ZM156 243H157V241H156ZM159 243V242H158ZM144 244V243H143ZM161 244V243H160ZM159 244V245H160ZM163 244V243H162ZM165 244V243H164ZM148 245V244H147ZM152 245V244H151ZM224 245V244H223ZM222 245V246H223ZM226 245V246H227ZM225 246V245H224ZM148 247H150V246H148ZM147 248V247H146ZM218 248H221V249H223V247H218ZM141 249V248H140ZM159 249V248H158ZM216 250H217V248H215ZM214 249V250H215ZM39 250V251H38ZM42 250V252L44 253V249H41ZM215 250V251H216ZM225 250V251H226ZM127 251H128V253H127ZM145 251V250H144ZM154 251V250H153ZM217 251H219V250H217ZM222 251V250H221ZM143 252V251H142ZM148 252V251H147ZM224 252V251H223ZM50 253H51V251H50ZM138 253V254H137ZM150 253V252H149ZM218 253V252H217ZM216 253V254H217ZM215 254V255H216ZM220 254H222V252L220 253ZM45 258L47 257V254L45 253ZM141 255V254H140ZM144 255H145V253H144ZM144 255H142V257L144 256ZM154 255V254H153ZM48 256H50V255H48ZM53 256V255H52ZM51 256V257H52ZM157 256V255H156ZM50 257V258H51ZM141 257V256H140ZM141 257V259L143 260V258ZM155 257V256H154ZM218 257V256H217ZM122 258V257H121ZM153 258V257H152ZM116 259H118V258H116ZM122 259H124V257L122 258ZM153 259H155V258H153ZM159 259V258H158ZM217 259H219V258H217ZM44 260V259H43ZM46 260V259H45ZM52 260V259H51ZM119 261V260H118ZM124 261H125V259H124ZM139 261V260H138ZM137 261V262H138ZM219 261V260H218ZM51 262V261H50ZM53 262V261H52ZM51 262V263H52ZM136 262V263H137ZM142 262V261H141ZM144 262V261H143ZM143 262H142V264H143ZM153 262V261H152ZM157 262V261H156ZM166 262V261H165ZM176 262V263H175ZM216 262H217V260H216ZM121 263V262H120ZM135 263V264H136ZM161 263V262H160ZM218 263V262H217ZM45 264H47V262L45 263ZM50 264V263H49ZM123 264V263H122ZM125 264V263H124ZM140 264V263H139ZM155 264V263H154ZM159 264V263H158Z\"/></svg>",
  "mask_w": 264,
  "mask_h": 264
}]
</instances>
